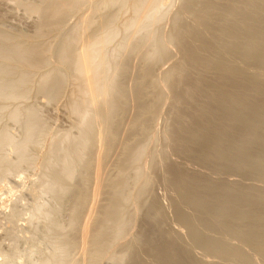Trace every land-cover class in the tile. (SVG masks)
<instances>
[{"label": "bare ground", "instance_id": "6f19581e", "mask_svg": "<svg viewBox=\"0 0 264 264\" xmlns=\"http://www.w3.org/2000/svg\"><path fill=\"white\" fill-rule=\"evenodd\" d=\"M88 1H91V0H40V2L39 1L36 2L35 5L34 4L32 5L31 3H28V5L25 6L27 8V10L30 13L33 12L34 14L40 15V17H41V18L39 17L41 20H38L40 22H38L39 24L37 25V29H35L36 32L31 37L28 34L27 35L29 37L26 36V34L24 35L23 33H22L23 35L20 33V36L16 34L17 35V36L15 35L16 37L12 36L14 33L13 34L9 33L11 35L10 36L9 34H6V32L4 34L2 32V30L0 29L1 30L0 31V98H1V100L0 101H4V99H5V101H6V99H8V100L11 99V100H16V101L18 99L22 100V99H24L26 96H28L30 94L29 93V92H31L30 91V87H31V90H32V88H34L35 85H37V87L40 89V91L43 94L47 91V93H45L46 96L49 93L50 97H52L55 93L58 92V94L54 95V96H57V95L60 94L59 93V89L61 90V86L63 85L64 79L68 78L67 77L68 75L66 76L65 73H63L64 70L66 69L67 70L66 72L71 74V79H72V84H73L72 95H69V99H70L69 103L71 102L70 105H71V107L73 109L72 111L76 112L78 114L76 116H80V118H81L80 119L79 117H76L74 115L76 117L75 118L76 121H77V118H79V121L81 120V123L78 122V121H77L78 122L77 123L75 121V124L76 123L77 124L80 123V126L75 125V124L74 125L76 127L78 126V128L80 129L79 131L84 133V135L86 137V134L88 133V131H87L88 129L91 130V127H94V128L95 127H99V126H97V124L101 123L99 125L103 126L102 127L103 130H99L98 128H96L98 130L95 129L96 131L93 134H91V131L94 130V129H92L90 131V133H89L93 137H96L97 140L99 139L98 140L99 141L98 144L101 143L100 141H102V140L109 139L108 138V134L111 131H113V132H111L110 135H112L113 137L117 133L120 134V131H121V134L119 136H121L120 138H122V141H120V142H122V144L124 145V147H123L124 149L123 150H125V147H126L125 144L127 145V143H128V142L126 143V139H127V141H129V139H128L129 137L126 138V136H128L127 134H128L129 127L132 126V127L136 128L135 124H134L135 118L132 116L134 110H135V112H136L137 108H139V110H140L142 108V106L145 105L144 103L146 101H147V104L148 103L150 104L151 101H152V105L154 104L153 100L150 99V102L148 101L147 97H149L150 95L146 96V94H145L146 89L149 86L151 87L153 85L152 83L160 84L159 86L157 84V86H158L157 87L158 89H156L157 91L159 89L161 90V88L163 86L161 82H158L159 80H156L154 76L152 78V76L150 74H153V73L155 74L156 73L155 70L159 67V65L157 66V64H159V63H157V61H156V59H157L156 53L159 50V48L161 47L162 42H163V44H165L164 41H162L161 36H159V34L161 33V27L159 28L160 25L159 24H158L159 26L155 25V24H154L155 26L153 25V23L155 21H157L158 18H161V15L163 14V13H161V15L159 17V13H160V11H162L161 9L164 8L165 0H102L99 4H97L99 1L96 0L97 1L96 2L97 6L93 4V1H91L94 7L93 6L90 7V10H88V11L84 10L85 14L83 13V14L80 15L82 17L78 19L79 20L78 23H76V21H78V20L77 19L75 20V22H74L76 24L75 27L73 28V30L71 28L72 31L70 30L71 33L67 37H66V35H67V33H66V35L64 36V39H63L64 42L62 41L63 44L61 45V47L59 49L58 61H59L60 65H61V67L63 66L65 68V69L61 68L63 72L59 68H49L46 71L43 70L44 72L41 73L40 70L42 68L45 69V67L47 68L48 67V62H50L49 61V52H50V49H51V44H50L51 41L49 40V38H48L49 36L47 37V35H49L51 32L53 33L54 30L59 29V27H61L60 25H63L62 23H64V21H65L63 19L64 18L66 19V16H69V18H70V14H71L72 10L74 11V9H76L75 11H77V9L80 7V5L85 6L86 4H88ZM206 1L209 2V0H206ZM213 1H215V0H213ZM203 2L205 3V0L204 1L200 0V3H198V7L199 8H201L200 5H203ZM220 2H221V6H217L215 4L216 1H215V3H213V2L212 3H206V4H204L205 5L204 7L202 6L203 8H201L200 11H199V8L197 9V7L196 8L193 7L194 6V4H193L194 1L192 3V5H193L192 7H191V4H189V6L192 8V11H193V9L194 10L197 9L195 11V12L198 13V15H197V17H198V20H197L198 21L197 22L198 25L196 24L197 27L196 26L192 27L193 25H195V23L194 24L192 23L193 25L189 24L190 20L188 18L187 19L189 21L185 20V22L188 25L186 23L183 24L181 21L183 20L182 18L184 16H181L182 18H180V16L178 18L174 16V18H176V19H174V18H173L174 20L172 19L175 22L174 23L175 26H171V30L173 28H175V31L172 30L174 32V34L171 33L172 31L170 32L173 35V37L169 34V38L171 40V37H172L173 41L171 40V42L173 44L175 43V45L178 46L179 49H177V50H180L179 52L181 53V55H180L181 58L177 62H175L176 64H175L174 67H172L173 64L171 66L169 65V67L171 68L170 71H168V73H165V74H167L166 77H165V75L163 76V77L166 78L165 81H164V78L162 77L163 78V82H164L163 84L165 85L164 87H167V85H168L169 88H170V91H171L170 95H171V99H172V102H173V114H174L175 120H174V123H173V126H172L170 132H171V135L173 136V143L175 145H177L178 147L182 148L186 152L193 153L196 156H198V157H200L202 159H205L208 162H214L215 163L216 161H219V162H221L223 164L225 162L226 164H230V166H231V164H233V166H237L238 168H240V164L243 163L242 165L245 164L244 166H247V165L249 166V167L247 166V171L245 170L247 173L249 172V174H250V171L252 169L250 171H248V169L253 167L257 171L258 176L264 178V147H263V150H259L258 151L257 148L260 145L257 144L258 146H257L256 149H255L256 145L253 146L254 145V141L258 140V139L255 140L256 137L258 135L260 136V134L264 135V95H263V93H264V84H262L264 81L262 83H259V82L256 81V79H254L250 75H245V76L241 75L238 72V70L236 68H234V67L228 66L227 64L221 63V62H214L213 60L202 56L198 52V50L195 47V45L193 43H191L188 40V38H187L188 32H192L193 31V32H195L197 38L199 40H201L203 42V44L206 47H208V48L217 47V48H219V50L221 52H224V53L228 52V53H231V54L236 55V56L242 55V56H244L243 59H245V62L247 63V66H249V67L250 66H254V65H255V67L256 66L257 67L258 66H264V0H220ZM32 3H33V1H32ZM94 3H95V1H94ZM185 3L186 4H184V5L188 6L187 1ZM89 4H91V3H89ZM23 5H25V3ZM112 6H113L112 9L116 13H113L112 16H110V13H111V11H110L111 8L110 7H112ZM189 6H188V8L190 9ZM196 6H197V4H196ZM106 7H107V11L109 10L108 8H110V10H109L110 13L107 12V13H109L108 16H106L107 19L104 20L102 18L104 20L103 21V20H101V18H97V17H99L100 15H102L103 13L106 12V9H105ZM115 7H116V10H115ZM80 8H82V6ZM88 8H89V6L87 7V9ZM91 8L93 10H91ZM101 8H104V11H103V9L101 10ZM117 8H119L120 10H117ZM187 9H185V10H187ZM97 10L103 11V13L102 12H97ZM113 10H112V12H113ZM122 10H124V11L130 10L131 14H129V16L131 15V17L121 21L123 19V15L125 16V12L123 11L124 12L123 13ZM248 10H251V11L253 10L252 14H253V12H255V13L253 15L250 14V16L247 17L246 15H247ZM95 12L97 13L96 15H94ZM117 12L119 13V15H120V12H121V15H122L121 19H120V16L117 15L118 14ZM213 12H214V14L215 13H217V14L219 13L218 14L219 15V17H218L219 19L215 18V17L212 18L211 15H213L212 14ZM126 13H129V11L128 12L126 11ZM194 13L192 12V14H194ZM98 14H99V16H98ZM178 14L176 13L175 15L178 16ZM64 15H65V17H64ZM93 15L98 20L96 18H94ZM105 15L106 14H103V16H105ZM186 15H188V14L185 13V17H188ZM209 16H211L210 19H215V21L208 19ZM126 17L127 16H125V18ZM185 17H184V19H185ZM216 19H218L219 22H222V23L221 24L218 23L216 21ZM94 20L99 21V22L97 23ZM231 21L232 22L235 21V24L234 23L232 24ZM229 22L231 23V25H228ZM99 23L101 24L100 26H98ZM158 23H159V21H158ZM93 25L96 26V27H93ZM152 25L156 28V31L159 29L160 32H157V35L159 36V38L161 40H159L158 36L156 37V35H155L156 32H154L155 28H152ZM97 26H98V29L96 31L95 28H97ZM156 26H158V27H156ZM247 26L248 27L250 26V29L248 30V32H245V30H244V32H245L244 33L243 29L245 27H247ZM91 29H95V31L93 30V32H92ZM204 32L205 33H209V36L206 37L207 34L205 35ZM52 33L50 34V38H51ZM124 34H126V35H124ZM119 36L121 38L124 37V39H125V40L123 39L124 43L122 41H119V40H121L119 38ZM45 37H47V38H45ZM155 37H156V39H155ZM45 39H48L49 41L45 40ZM116 40L119 41V43ZM150 40L151 41L152 40H154V41L156 40V41L152 43ZM148 41H150V43ZM114 42H116L117 44L114 43ZM121 42H122V44H121ZM113 44H115V45H113ZM146 44H148V45L152 44V46H150V45L148 46V49H151V51L148 50V49H145L146 51L147 50L150 51L149 54H148V58H151L153 56V53L155 54L153 56V59H155V56H156V59L154 60V64L155 65L153 66V68H155V69H152L149 66L150 64L148 65L147 62H146V65H148L150 67L151 72H153L152 70H154L153 73H151L150 71H149L150 73L148 72L149 76H151V78H152V79H150V80H152V83H151L152 85L149 84L150 81L148 80V78L146 76H145L146 78L144 76H143V78L148 80L149 83H148V81H145V83H144L143 79H142L143 82H141L142 81L141 78L140 79L138 78L139 82L143 83L144 85L145 84L147 85V83H148L147 88L143 89L145 91L144 92L145 95H143V93L141 94L142 91H139V90L137 92H135L136 89H140V88H137L138 87L137 85H136L137 87L135 89H134L135 86L132 88L134 90V92H135V95H134L133 91H131V90H130L131 92L130 91L128 92L129 89H127L126 87H128L129 84L128 85L126 84L127 85L126 87L124 86L125 87L124 92L127 89V92L129 94H131L132 97L134 96L133 98H131V97L129 98V96H130L129 95L128 98H125L127 100L130 99V101H131V103H129L130 105L128 104L130 107L127 106L128 108H130L129 109L130 110L129 115L131 117L129 116L130 119L127 117L128 121H126L124 123L122 120L124 118H126V117L123 116L126 113L123 110H126V109L128 110V108L125 107L126 109L125 108L121 109V107H120L119 110H122L125 113V114L123 113L121 115V117H120L119 114H121V112L118 110V108H117L118 111H116V107H115L117 105V102H115V100L119 97L120 93L118 91L120 89L117 90L118 95L115 94L117 97L115 96L116 98L114 100L112 99L113 97H112L111 91L113 89L116 91V89H118L120 85L121 86L125 85V81L123 80L124 78H121V76L124 77L123 76L124 74H122V73H124L123 71H121V73H120L122 75L119 76L120 75L119 74L118 77H120V81L122 79L124 81V83L122 82V84H120L119 86H117L118 84L116 83L117 74L120 72L119 69L123 68L122 70H124V67H125L124 65L125 64H124L123 61L121 62L120 59H119V62H121V64L120 63L119 64L122 65V63H123L124 64L123 67H121L117 63L118 60H116V64H115L114 63L115 62L114 57H115L116 54H117V56H120L118 54H121L120 53L121 50L124 49L123 51H125L126 49H128L125 52V53H127L126 55L128 57L132 56L130 58H133V56H136L134 58V61L136 60V58H137V60L138 59L140 60L141 58L137 57V54L142 52V51L140 50V52H139V50H138V53H137L136 52L137 50L135 51V49L143 47ZM110 46H113V48L110 49L109 48ZM145 47L147 48V45ZM235 47H238V48L240 47L241 49L237 50V48H236L237 51H235L234 50ZM129 48L132 49V51H133V48H134L133 54H134V52H136L137 54L136 53H135L136 55L128 54L129 51H130ZM163 49H165V50L158 51L159 56L161 55L160 54L161 52L163 53L164 51H168L167 50L168 47L167 48L164 47ZM231 50H234L235 54L232 53ZM150 53H152V54H150ZM167 53H165V54H167ZM123 55H121V56H123ZM117 56H116V59H118V58H122L123 59L125 55L123 57H121V56L117 57ZM141 56H142V54H141ZM162 56H165V55H161V57L159 58L160 59L159 61L162 60L161 58H165L163 60L166 61L167 60L166 57H168V55L166 57H162ZM128 57H127V59H128ZM239 58H241V56ZM112 59H114V61ZM143 59H144V57H142V61L141 60L140 61L138 60V61L140 63H143L144 60H145V59L144 60ZM151 60H152V58H151ZM151 60L149 59L148 61L150 62ZM155 61H156L157 64L155 63ZM128 62H126V63H128ZM136 62L137 61H135V63ZM135 63H133V64L136 66ZM140 63H139V65H140ZM117 64L120 66V68H119V66ZM160 64H162V63H160ZM129 65H131V64H129ZM132 66L133 65H131V67ZM135 66H133L132 70L136 69V71H138V69H137L138 67L139 68H140V66L143 67L142 65L137 66V67H135ZM155 66H157V68ZM127 70L129 71V69H127ZM146 70L148 71L147 68H146ZM146 70H141V72H142L141 75ZM35 71H40V75H39L40 78L37 79L38 80V84H37V81H33L36 84L31 82L32 81L31 77H34V76L36 77L37 76L36 74L33 75L34 74L33 72H35ZM130 71H131V69H130ZM130 71H129V73H130ZM138 72H135V73H138ZM135 73L134 74L131 73V75L133 74V75H137L138 77L139 76L141 77V75H138V74H140V72L138 74H135ZM15 75L17 77H15ZM65 76L67 78H65ZM126 78H127V76H126ZM156 78H157V76H156ZM134 79L135 78H133V79L130 78V80H131L130 81L129 78H128V83H129V81L131 83L134 81L133 84H135V80L136 79L135 80ZM153 80H156V81L153 82ZM31 83L34 86L31 85ZM132 85H131V87H132ZM138 85H140V84H138ZM153 86L151 88H153ZM142 87L144 88L143 85H142ZM159 87H161V88H159ZM38 88H37V90H38ZM154 89H155V87H154ZM154 89H153L152 92H151V89H150V91H149L150 93L147 92V95L151 94L153 92L155 93L156 90H154ZM140 90H142V88ZM166 90H167V88H166ZM120 92L123 93V91H121V90H120ZM159 92H161V91H159ZM164 92H165V90H164ZM161 93H159V94L161 95ZM155 94H156V96H155ZM155 94L154 95L152 94V95L157 97V93H155ZM167 94H169V92ZM257 94L262 96V97H260V99L258 97L255 98V96ZM124 95L127 96L125 93H124ZM152 95H151V97H152ZM142 96H143V100H142ZM120 97H121V95H120ZM139 98H140V102L138 101ZM158 98H159V101H158ZM158 98H156L157 100L155 99L156 102H160L159 104H161V101H162V104L165 103V102H163V98H161V100H160V96H158ZM118 99H120V98H118ZM122 99H123V95L121 97V100H119L120 103H121V101H123ZM141 100H142V103H143L142 106H141ZM116 101H118V100H116ZM137 101H138L137 105L141 106V108L136 106ZM156 102H155L154 105H157ZM16 105L20 106L19 103L16 104ZM126 105L127 104H125V106ZM18 106H15V108L16 107L18 108ZM162 106H160V107H162ZM68 107L70 109L69 104H68ZM160 107H158L155 110V106H154V108H153L154 110L153 109L149 110V107L147 106L146 110L148 109L147 110L148 114H146V113L145 114H146V116L148 115L147 117H149V119L147 120V117L145 116L146 124H147V121H149V120L151 121V119H152L151 117L153 116V113L151 111H153V112L157 111V110L161 111L162 109ZM150 108H152V107H150ZM18 109H20V111ZM18 109H16V110L14 109L15 110L14 112H12L13 110L11 111L12 112V114H11L12 117L11 118H13L14 120H18L21 117L20 116L21 110L23 112V108L21 109V107H20ZM143 109H144V107L141 109V111H143ZM34 110H35V108H34ZM113 110H114V113H115V111L118 113V114L115 113V115H116L115 117L118 118V119L120 118V121L118 120L119 121V125L121 124V122L126 124L124 127H123V125H124L123 124L122 125L123 128H121V125L119 126L118 122H117V127L119 126L120 128L119 127L118 128L121 129L118 132H117V130H119V129L116 130L114 127H113V130L111 129V131L108 132L109 129L111 128L109 122L113 121V119H111V118H113V115L112 116L110 115V114H113ZM26 111H28V112H26ZM26 111H24V114L28 115L26 117H27V120L29 119L30 122L28 121L29 123L28 122H27L28 124L26 123L28 126H27V128H25V129H27L25 134H24L25 135V137H24L25 139L23 138L24 140H22V142L18 141V143H16L17 145H15L14 141H12L13 136L10 134L12 136V139H11L10 136L8 135L9 132L7 133V131H6L7 129L3 128V129H6V130L1 129L2 132L0 131V148L3 145L4 146L5 145L8 146V144L11 143L12 145L14 144V147H17V150H16L17 152H18V149H19L20 152H23L25 154L26 148L28 150L27 146L29 145V143L31 142V144H33L32 142H35L34 140H35L36 137H35L34 134H36L37 131L40 132L41 129H43L41 126H44V125H43L42 121H40V122H42L41 123L42 125L41 126L39 125V123H40L39 119L37 117H36V119H38V121L35 119V112L33 110H26ZM128 111H127V116H128ZM141 111L139 112L140 114H141ZM159 111H157V113L154 112V114L158 116L159 113H160ZM170 111L172 112V110L169 109V114L168 115H170V117H171L172 114H171ZM109 115H110L111 118H109ZM117 115L119 117H117ZM149 115L150 116L152 115V116L150 117ZM154 116H153V120L156 121L157 119H154L155 118ZM121 118H122V120H121ZM33 119H35V120H33ZM125 120H127V119H125ZM116 121H117V119H116ZM116 121H115V123H116ZM138 122L140 123V121H138ZM142 123H144V121ZM148 123H150V122H148ZM115 125H112V126H115ZM150 126L152 127V124ZM40 127H41V129L36 130L37 128H40ZM78 128H77V130H78ZM149 129H150V127H148V130ZM114 130H116L117 133H115ZM79 131H77V132H79ZM83 131H85V132H83ZM141 132L144 133V131H141ZM145 132L147 133V131H145ZM82 133H80V135ZM148 133H149V131H148ZM57 134L58 133H56L55 135H57ZM65 134H64V137H63V135L61 136L62 137L61 139H58L57 136L53 135V137H55V139L52 140L51 145H50L51 146L50 155L54 159V157L56 156L55 154L59 155L61 153L60 150L62 149V150H64L63 152L65 154L61 153L60 155H62V154L65 155V158L64 159L59 158V157L57 158V156H56L58 161H60L61 159L63 160L62 163L60 162L61 164H57L59 162H56L55 159L54 160L51 159L52 158L51 157L50 159L52 161V164H54V162H56L55 164H57V166L59 165L58 168L61 167V169H60L61 171L58 170V168L56 167L55 164L54 165L51 164L52 165V166L50 165L51 167L49 166L50 170H51V168H53L55 166V168H56V169L54 168L55 171L58 170L60 173H63L64 175L63 174H61V175H63L64 178L65 177L67 179L70 178V177L74 178V176H75L76 179L78 180V183H79V180H80L79 178H82V177H78L77 178V176H80V174L83 173L86 169L79 168V166H77V162H80L78 165H83L81 163H84L85 165H83L81 167H85V166L87 167L88 166V168H90V169L87 168V170H90V171H91V168L95 167V170L92 169L94 171L93 173H95V176H94V174L91 173L92 171L91 172L88 171V174H89L88 176H93L95 178V184L94 183L91 184V185H94V191L93 190L91 191L90 190V186H89V187H87L89 189H85V191H83V192H86V191L90 190L91 193L89 191L88 192L91 195H93L92 193L94 192L95 196L93 195L94 198L92 196V199L94 201H95V199L98 200L97 198L100 195L99 192H100L101 188L106 186L105 183L103 185V177H104L103 174L106 173V176L108 174L107 173L108 171L105 170L106 166H107V170H109V172L111 174V168H110V166L108 167V165H107L108 163L106 162L107 158L110 160L112 154H115V156H117V159H118L119 154H121V153L123 154V152H124V154H126L127 152L125 153V151H123V150H121L123 152L119 151L120 147H117L118 146L117 144L120 145V142L116 143V141L118 142V140L114 141V143H116L115 145L112 142L111 143L116 149L119 148L117 150V151H119V154L116 153V152H113V153L110 152L111 150L115 151V148L111 145L109 140H108L109 142L108 143L106 142V144L104 143L105 142L104 141L103 142L104 144L102 143L103 145L102 144L100 145L101 147L97 144V142L95 144H93L95 142L94 140L96 138L91 140L92 142L94 141L93 143H90V141L88 139L91 138V137H89L91 135L88 134L87 136L89 138L86 137V140L90 143L89 145L92 147V152H91L92 155H93V151H94L95 148H96V150H98L97 148H99V150H98V153H97V151L94 152V155L95 154L97 155L96 159L93 158L94 163L91 161L92 159L89 160L91 162H86L87 160L81 162V160H84L83 157L81 158V156L84 154V152H86L88 154V150H89L88 149L89 147L87 148V146H89V145H87L88 142L86 140H83V137H84L83 134H82L83 137L80 136V138H82V139H80L79 137H78L79 139H76L77 137L74 136V139L79 140V141L81 140L80 142H78V141H76V140H74L72 138L73 137L72 133L68 132V134L67 133H65ZM69 134H72L71 135L72 137ZM150 135L151 134H149V136ZM106 136H107V138H105ZM119 136L116 135V139L117 138L119 139ZM146 136H147V134H146ZM33 137H35V138H33ZM59 137H60V135H59ZM260 138H261V136H260ZM112 139H114V138H112ZM112 139H110V140L113 141ZM124 139H125V143H123ZM136 139H138V137L135 138V140ZM148 139H149V137H148ZM261 140H262V138H261ZM72 141L77 142V145H75L74 142L72 143ZM15 142H17V141H15ZM137 142H136L137 148L135 146V148L137 150L135 149L136 151L134 153H130L132 151V150H130L129 154L130 155L133 154L132 155V159L133 158L137 159L138 157L141 156L140 158H138V161H139L144 156H143V154L141 152V150H142L141 147H139V149H138V146H143V150L147 151L146 150L147 142L143 141V142H146V144L142 143L144 145H141V144L138 145ZM6 143H8V144H6ZM256 143H259V142H256ZM91 144L93 146H95L97 144L99 147L96 145L97 147L95 146V148L93 149V146ZM122 144H121V146H122ZM72 145H74L75 147L73 146V148H71ZM218 145H222L220 147V149L217 148ZM11 147H13V146H11ZM14 147H13V149H14ZM113 148H114V150H113ZM155 148H156V146H155ZM155 148L152 150V152L155 150ZM259 149H260V147H259ZM128 150L129 149H127L126 151H128ZM58 151H60V152L58 153ZM155 151H157V150H155ZM155 151L153 152V154H155ZM109 152L112 153V154H110L111 156L107 155V153H109ZM0 153H1L0 155H2L1 149H0ZM23 153H22V155H23ZM26 153H28V151ZM151 153H150V155H151L150 157L152 159L149 157L150 159L148 160V163H150V162L151 163L149 164V167L147 168V170L149 171L150 167H152V169H150V172L152 170H154V169L155 170L159 169L158 168L159 165H157L158 163L155 162V158L157 160H158V158H157V156L154 157L155 155L153 156ZM124 154L121 155V157L124 156L123 158L125 159V155ZM139 154H142V155L139 156ZM18 155H19V153H18ZM20 155H21V153H20ZM105 155H107L106 158H105ZM127 155H126V157H127ZM130 155H128V156L130 157ZM156 155H157V152H156ZM49 156H47V157H49ZM160 156L161 157L159 159H161L163 157L162 154ZM3 157H4V151H3L2 159L3 160H4V158L8 159L7 155L4 158ZM19 157H17L18 160H19ZM26 157H27V154H26ZM121 157H119L120 160H121ZM145 157H144V159H145ZM158 157H159V155H158ZM46 158H45V160H43V165H44V162L47 159H49V158H47V159ZM76 159H78L79 161L77 160V162H75L76 163L75 164L74 161ZM127 159L123 160V162L124 161H126V162L129 161L128 162L129 164L131 162V164L129 166H131V168H133L134 165H132V161L133 160L131 159V157H130L131 161L129 159L128 160ZM146 159H148V158H146ZM146 159H145V161H146ZM142 160H143V158H142ZM153 160H154V162L156 163L157 166L155 164H152ZM51 161H49V162H51ZM115 161L116 160L114 159V162ZM3 162H1V163H3ZM46 162H47L48 165L50 164L48 162V160ZM140 162L141 161H139L137 164H140ZM161 162H162V160H161ZM86 163H91V164L87 165ZM117 163L119 164V162H117ZM9 164H10V162H9ZM9 164H8V166H9ZM47 164H45V165H47ZM93 164H96V165L93 166ZM115 164H116V162H115ZM115 164H113L114 167L120 166V164L119 165L116 164L117 166H115ZM122 164H121L122 168L120 169L121 171H123L122 170L123 167H126V166H123L125 163L123 165ZM144 164H146V163H144ZM151 164L153 166H151ZM3 165H4V163H3ZM113 165H111V166L113 167ZM164 165H166V164H164ZM8 166L6 167L7 170H8ZM89 166H91V167H89ZM129 166L127 165V167H129ZM161 166H163V165L161 164ZM161 166H159V167H160V169L162 171ZM227 166H229V165H227ZM1 167H3V166H1ZM47 167L48 166H46V168H44V169H46V171H47ZM76 167H78L79 170L82 169L84 171L81 172L82 171L81 170L80 171L81 173L79 172L80 174H78V172H77L78 175L76 173H75V175H73L74 172H76ZM120 167H118V168H120ZM153 167H154V169H153ZM168 167H169V170L171 171L170 173H172V175H173V178H174L173 180L175 181V183L177 184V186H178V188L180 190L179 192L183 195V199L185 200L184 202L185 203L187 202V203H189V205H191V206L193 205L194 207H196V209L198 210L197 212L201 213L200 216L203 215L204 218H203L202 221L204 222V224L206 226L204 227V225H203V228L201 227V229L205 228V231H206V228L207 229L208 228H214L217 231V228H219V229L220 228H222V229L225 228L224 230L227 233H230V237L231 238H232L231 233H233L236 236L235 233L239 234V232H240V233H242L243 238L247 242H250L257 251H259L260 253L264 254V207L261 205L262 201H264V197L262 195H260V194H250L249 192L248 193H246V192L243 193L242 191H239L241 189L239 187H237V191H235L236 187L232 188L233 186H232L231 182H230V184H231L232 187L230 185L221 186V185L213 184L210 181L205 180L204 178L190 176L186 171H184L182 169H177L176 167H174L173 164H171V162H170ZM140 168L143 169L142 167H137L135 169L141 175L143 171L141 172ZM164 168H165V166H164ZM229 168H232V167H229ZM234 168L235 167H233L232 169H234ZM165 169H167V168H165ZM243 169H245V167ZM7 170H4V172L5 171L7 172ZM9 170H10V168H9ZM125 170H127V169H125ZM155 170L153 172H154V174L157 175V172ZM169 170H168V172H169ZM255 170H253L254 172H252V174L255 173ZM0 171L3 173V169L2 170L0 169ZM51 171H53V169ZM51 171L48 172V173H51ZM58 171H56V173H58ZM121 171H120V174L122 176ZM163 171H164V169H163ZM89 172L92 175H90ZM53 173H54V171L51 174H53ZM123 173L125 174L126 172L123 171ZM143 173H145V172H143ZM146 173L148 174L147 171H146ZM170 173H169V176H170ZM228 173H229V171H228ZM233 173H234V171H233ZM86 174H87V171H86ZM86 174H82L81 176H83V177L86 176L87 177ZM134 174H136V172H134ZM139 174L137 173V175H135V176H139ZM147 174L145 176V178H147V179H148V177L150 178V176L153 175L152 173H150V174H148L150 176H147ZM165 174H166V172H165ZM243 174H245L244 171H243ZM163 176H165V175H163ZM163 176H162V178H163ZM110 177L111 176H109V178ZM156 177L152 176V179L156 178ZM44 178H46V176ZM51 178L55 179L57 177L54 178L52 176ZM73 178H71V179H73ZM109 178H107V181L111 180V178L110 179ZM127 178L128 177H126V180H128ZM74 179L71 180V181L73 182ZM83 179L80 180V182H81L80 184H82V183L84 184V180ZM147 179H145L143 185L139 189V193H137L138 195L136 197L137 198L139 197L138 199H140V196H143V193H145L146 191L149 192V188H147V186L150 185L151 183L148 184ZM163 179L165 180L166 178H163ZM43 180H45V179H43ZM49 180L51 182L52 179L49 178ZM85 180L87 182L86 185L87 184L89 185L90 182L88 183V181H90V180H88L86 178H85ZM148 180L150 181V179H148ZM223 180H225V179H223ZM54 181H56V184H60L59 180H58L59 183H57L58 182L57 179H55ZM54 181H53V183L55 184ZM63 181L65 182V179ZM68 181L70 182V179H68ZM151 181H153V180H151ZM64 182L61 183V185H63ZM145 182H147V183H145ZM153 182H155V180ZM225 182H227V181H225ZM66 183H68V182L66 181ZM74 183H76V182H73V184ZM172 183H173V181H172ZM220 183H222V182L220 181ZM223 183H224V181H223ZM228 183H226V184H228ZM54 184H52V185H54ZM112 184L113 183L111 181V185ZM52 185L49 186V188L52 189V193H57V195H59L60 193L64 192L63 189H59L61 185L60 186L58 185L59 187H57V185L53 186V187H55V188L57 187L59 189V190H57V192H54L55 188L53 189ZM126 185H128V183ZM126 185L124 186V184H123L122 186H124V187L123 188L121 186L120 187L124 190L126 188ZM171 185H170V187H171ZM44 186L47 187L46 185H43V187ZM67 186L71 187L72 185L71 186L67 185ZM78 186H80V185L78 184L76 187H78ZM107 186L109 187L108 184H107ZM76 187L75 188L73 187L74 189L69 190L70 191L69 193L70 194H73L75 192L78 193L80 191H78V190L76 191L75 189L83 188V186H81L80 188H76ZM85 187L86 186L84 185V188ZM91 187H93V186H91ZM106 187H105V189H106ZM150 187H152V186H150ZM49 188H48V190H49ZM61 188H63V187H61ZM115 188H118V190H119V187H115ZM153 188H154V186L151 189H153ZM65 189H67V187H65ZM91 189H93V188H91ZM146 189H148V190H146ZM46 190L47 189H45V191ZM67 190H65L64 193L66 194V196H69L70 194L68 195V193H66ZM73 190H75V192ZM144 190H145V192H143ZM71 192H73V193H71ZM81 192L78 193V194L80 195ZM88 192L85 193V194H88ZM103 192H104V190H103ZM152 192H154V190H152ZM120 193H122V194H120ZM120 193L117 192L118 195L119 194L122 195V196L119 195V197H121V199H122L124 197L123 195H125L124 191H120ZM150 193H151V191L149 192V194ZM172 193H173V190H172ZM180 193H179V195H180ZM62 194H60L59 196H61ZM151 194H154V193H151ZM101 195H100V197H101ZM146 195H147V192H146ZM176 195H177V192H176ZM63 196H61V197H63ZM83 196L84 195L81 194V200L83 199L82 198ZM85 196H87V195H85ZM96 196H98V197H96ZM79 197L77 198L76 197V193H75V198H77L78 201H79V204H81L84 200H82V202L80 203V200H79L80 198ZM112 197L113 196H110V198H112ZM125 197L128 198L127 196H125ZM148 197H147V199H148ZM85 198L86 197H84V199ZM150 198L152 199V196ZM156 198L153 195V199L152 200H155L154 202H156ZM175 198H177V197L175 196ZM113 199H115V198L113 197L111 199L112 202H114V203L117 202L116 200H113ZM147 199L143 198L142 201H144V200L147 201ZM93 200H92V204H93ZM149 200L150 199H148V201L146 202L145 205L140 201L141 202L140 203L141 207L144 206L145 207L144 209H146V206H148L150 203L152 204V202H151L152 200H150V201ZM157 200H158V198H157ZM177 200L178 199H176V201ZM119 201H121V200H118V202ZM176 201H175V203H177ZM180 201H182V200H180ZM86 202H87V200H86ZM112 202H109L110 203V204H108L109 207H110L111 204L112 205L114 204ZM148 202H150V203L147 205ZM178 202H179V200H178ZM120 203H121L120 206L117 205L118 203L116 204V206H119V208L115 207V205H114V207H115L114 209L112 208V206L110 208L113 209V211L115 209H119L120 211L123 212V210L121 209L123 203H122V201ZM157 203H154V204H157ZM151 204L147 207V211L151 207ZM154 204H152V205H154ZM176 205L180 206L179 204H176ZM80 206H82V205H78V207L81 209ZM84 206H87V205H84ZM159 206H157V207L159 208ZM175 206H174V208H176ZM185 206H186V204H185ZM88 207L89 208H86V209L89 210L91 206H88ZM106 207L107 206H105L103 208H105L107 210V208H109V207H107V208ZM153 207H155V206H153ZM184 207H182V208H184ZM93 208L94 207H92L90 209V212L87 210L89 212L88 215H90L88 217L89 219H87V221L88 220L90 221V219L92 220V218H94L93 217L94 214H95V218H96V213L95 212L94 213L91 212V210ZM191 208H193V207H191ZM82 209L84 210V208H82ZM152 209L153 208L149 209L148 213H150V211H152ZM161 209H163V208L161 207ZM196 209L192 210L193 211V218H195L194 217V213L196 212L195 211ZM39 210H41V209H39ZM106 210H105V212H106ZM109 211H111V210H109ZM109 211H107V213ZM115 211H116L115 213H118L117 210H115ZM161 211L162 210L159 209V211H157V213L161 212ZM177 211H178L179 217H178V214H176V213L175 214L178 217V219L180 218L179 223H180V221H182V224L184 222L185 223L184 227H185L186 224H189L193 228L196 227L195 225H193V222H192L193 218L191 220L189 217H187V214L184 215L185 213H182V211L185 212V210H181V208H180V210H177ZM105 212H103V213L105 214ZM122 212H119L118 215L115 214V215H117V218L115 219L114 222H112L111 224H110V222H107V224H106V225L110 224L111 225V229H112V227H114V229H113L114 233H111V235L113 234L112 238L111 239L109 237H108L109 239L108 238H106V239L103 238L104 241L106 242V243L105 242L104 243L107 244V245L113 244V242L115 240H117V239H120V238L122 239V235L125 232V228L127 226V222L131 221V219L129 217H128V220L126 219L127 218L126 217L125 219L127 221H125V219L122 216L123 215ZM152 212H156V211H152ZM186 212H187V209H186ZM161 213H159V217H160ZM227 213L228 214L230 213L231 215L229 216ZM102 214L100 216L101 218H103ZM144 214H145V211H144ZM163 214H161V215L163 216ZM165 215H166V213H165ZM196 215H199V214H196ZM225 215L229 216L230 218H228V217H227L228 219L225 218L226 220H228V222H226L227 223L226 225H223V223L221 221V217H223ZM104 216H107L106 219H108V217H109L108 215H104ZM144 216L148 217V218H149V216H154V218H155L156 214L155 215L153 213L149 214V215L145 214ZM97 217H98V214H97ZM156 217L159 218L158 216H156ZM164 217L162 219L166 220V219H164ZM190 217H191V215H190ZM95 218H94V223H93V221L90 222V223H89V221L85 222L86 221V219H85L84 224L88 223V225L90 226L91 223H93L94 225H96V229H97V224H99L100 221H102V220L104 222V218L100 219V221L98 219L99 222L98 221L96 222ZM149 219H148V221H149ZM144 221H147V220L144 219ZM150 221H151V219H150ZM156 221L157 220H155L154 223ZM75 222L78 223V221H75ZM75 222H73V224H71L72 223V221H71L70 225L71 226L75 225L74 224ZM103 222H101V223H103ZM141 222H142L141 224L143 225V221H141ZM161 222L159 221V223L163 224V225L159 224L160 227L161 226H164V227L167 226L166 225L167 221H165L166 224L164 223V221L162 223ZM95 223H97V224H95ZM152 223L153 222H150L148 224L149 228L147 229L148 230L147 233L149 232V229H151L152 227L153 228L156 227V228H155V230L152 229V232L150 231L151 233H154L153 231H157L158 229H159L158 231H160V232L162 231L163 232V228L164 227H162V229L161 228L157 229V227H159V226L156 225V226H152L151 227L150 224H152ZM195 223H197V221ZM198 223H200V222H198ZM201 223H200V225H201ZM94 225H91V227H93ZM102 225H103V228H105L104 229V233H106V231L108 229H107V227H104L105 226L104 223ZM145 225H146V223H145ZM153 225H155V224H153ZM249 225H253L254 228H255V225L256 226L259 225L258 232L254 233L253 232L254 230L252 231L250 229ZM76 226H77V224L75 226H72V227H74L76 229H79L78 228L79 226L78 227H76ZM223 226H224V228H223ZM143 227L144 226H142L141 228H143ZM80 228L82 229L83 226L80 227ZM94 228L95 227H93V229H92L93 231L95 230ZM103 228L102 227L100 228V230L102 229L101 230L102 232L99 231V228H98V233H100V232L103 233ZM144 228L140 229V231H143ZM198 228H199V225H198ZM126 229H127V231H126V233H127L129 229L128 228H126ZM166 229L168 230L169 228L167 227ZM170 229H172V228H170ZM188 229H190V227ZM241 229H243V231ZM244 229H245V232H244ZM164 230H165V228H164ZM192 230L193 229H191V231ZM200 230H199V232H201ZM83 231L84 232H81V234L84 233V240H83V245L81 244V246H83L82 251L84 253V250L86 249V247H88V248L91 247V249H94V247H96V246L98 247L99 246V241H97L98 245H94L95 243H93L96 240L92 241V243H90L89 241L87 242L85 240V236H87L86 232H89V231H87V226H86V229H84ZM93 231H91V232L93 233ZM145 231H144V233H145ZM95 232H96V230H95ZM162 232H161L162 236H160V233L156 232V233L159 234V236H157V239H159V237H162L161 239H163V241L161 239H159V241L160 240L161 241L158 242V243H156L157 242L156 238H154V240L156 239L155 241L153 240V238L151 237L152 236L151 234L145 233V235L147 234V236L151 235L149 237L150 239H148L150 241H148V242L149 243L151 242V238H152V241H154V242H151L152 243L150 245L151 248L148 247V249L150 248L151 251L148 250V249H141V250L142 251L143 250H148V253L149 252L154 253L152 255L150 253L148 254L147 251H146V253L148 255H150V256L151 255L152 256L155 255L156 258L160 259V261L163 264H207L208 263V261H207V263H205V262L202 263L201 261H198V262H201V263H197L198 259L196 260V262L191 260L190 257H188V255H187V251L188 250L186 251L185 249L188 246L190 247L192 245H188L187 244V247H185V249L182 250V249H180L179 245H177V243L179 242L178 239H176L178 242H175V239H174V241H171L170 240V239H172L171 234L167 233L171 237L170 239H167V235L165 234V232L163 234H162ZM166 232H168V231H166ZM179 232H177V233H179ZM188 232H190V231L188 230ZM193 232H194L193 235H192L191 232L190 233H191L192 237L193 236L195 237V238L193 237L195 239V242L197 240L199 241V243L197 242L198 243L197 247L201 243L204 247H206V249L205 248L204 249L207 252H208V249L214 250V251L219 253V255H217L218 257L221 255L220 256L221 258H222V255L229 256V257H231V256L232 257L233 256H239V257L243 256V253L240 252L239 248L238 249L229 248L225 243H223L224 241L223 242H221V241L220 242H216V241H212V240L207 239V238H202L201 236H199L198 230L194 229ZM98 233H96V234L98 235ZM177 233L173 232V235L177 234ZM139 234H140V232L138 233V235ZM164 234H165L167 240H165V236L163 237ZM205 234L207 235V232ZM224 234H226V233H224ZM142 235L140 236V238L142 237V240H139V237H137V236L136 237L138 238L137 241L139 240V241H141L143 243L144 242L143 240L147 236L143 239V237L145 235H143V236ZM180 235H181V233H179V238H180ZM191 235H189V236H191ZM208 235H210V234H208ZM176 236L178 237V235H176ZM226 236H227V234H226ZM88 237H90V236H88ZM228 237L229 236H227L226 238H228ZM237 237H238V235H237ZM82 238L83 237H81V240H82ZM97 238H98V240H101V236L97 237ZM173 238H174V236H173ZM233 238H234V236H233ZM93 239H94V237H93ZM146 240H147V238L145 239V243H143V244L140 243L141 246L142 245L144 246L143 248H145L146 244L148 243ZM215 240H217V239H215ZM107 241H109V242H107ZM81 243H82V241H81ZM87 243H88L89 246L87 245ZM149 243L147 244V246L149 245ZM192 243H194V242H192ZM243 243L245 244V241ZM243 243L241 242V244H243ZM67 244H68V241H67ZM70 244L71 243L69 242V247L71 246ZM132 244H131V247H132ZM135 244H137V242ZM184 244L186 245V241L184 242ZM56 245L58 246V248L59 247L60 248L64 247L63 245L61 247L60 246L61 244L58 245V244L55 243V246ZM107 245H106V247H107ZM125 245L126 246H130L129 243H127ZM137 245H139V244H137ZM147 246H146V248H147ZM194 246L192 247L193 249H194ZM239 246H241V245H239ZM243 246L246 248L245 245H243ZM56 247L54 249H56ZM233 247H236V246H233ZM182 248H183V246H182ZM248 248H250L252 250V247L249 246ZM69 249L71 250L72 247L69 248ZM134 249H132V250H134ZM250 249H249V251H251ZM126 250L124 251L125 253H127ZM138 250H140V249H138ZM256 250H255V252H257ZM63 251L64 250L61 249V251H59V252H62V254H63ZM203 251H201V252H203ZM253 251H254V249H253ZM70 252L68 253V256L71 255ZM87 252L84 255H87L88 254ZM189 252H191V251H189ZM189 252H188V254H189ZM89 253H90V255L88 254V256L90 257L91 256V252H89ZM97 253H98V249H97ZM205 253H201V254H205ZM193 254H195V253H193ZM206 254H208V253H206ZM244 254L247 255V252H245ZM81 255H82V252H81ZM94 255H95V257L97 256L96 254H94ZM120 255L123 258L125 257L123 252ZM127 255H128V253H127ZM131 255H133V253H131ZM198 255H200V254H198ZM250 255H251L250 258L247 257L248 260L252 259L253 255H252L251 252H250ZM260 255H261V257L264 258V255H262V254H260ZM50 256H52V253L50 254ZM53 256H55L54 251H53ZM88 256H87V261H88V258H89ZM64 257L65 256H62L61 258H64ZM95 257L92 256V258H95ZM134 257L136 258V256H134ZM214 257H216V255ZM243 257H242V259H243ZM55 258H58V256H56ZM61 258H59V259L62 261V264H64L65 260H62ZM70 258L73 259L75 257H70ZM92 258H91V260H92ZM113 258L116 260V258L118 259L120 257H119V255H117L116 257H113ZM130 258H129V260H130ZM46 259L48 260L49 257L46 258ZM207 259L209 260V258H207ZM244 259L247 260L246 257H244ZM70 260L71 259H69V262L71 264H73V262H71ZM203 260H205V259H203ZM44 261H45L44 263L49 262V261H46V260H44ZM160 261L158 260V262H160ZM55 262H57V260H55ZM55 262H53V263H55ZM156 262H157V260H156ZM214 262L215 261H213V263ZM58 263L59 262H57V264ZM85 263L83 262V264H85ZM131 263H133V264H141L138 259H136L135 261H133V259H132ZM162 263H159V264H162ZM46 264H50V263H46ZM79 264H82V261H80Z\"/></svg>", "mask_w": 264, "mask_h": 264}, {"label": "rangeland", "instance_id": "374dc122", "mask_svg": "<svg viewBox=\"0 0 264 264\" xmlns=\"http://www.w3.org/2000/svg\"><path fill=\"white\" fill-rule=\"evenodd\" d=\"M32 1H33V3H32ZM35 1V2H34ZM40 2V0H0V29L2 30V32L5 34V32H6V34H9V33H11V34H13L12 36H15L16 34L17 35H19L20 36V33L22 34H26V36H33L34 34H35V29H37V25L39 24L38 22H40V21H38V20H41L40 18V15H37V14H34L33 12L32 13H30L28 10H27V8L25 7L26 5H28V3H31L32 5L34 4H36V2ZM91 1H93V4L94 5H96V2L97 1H99L97 4H99L102 0H91ZM91 1H88V4H86L85 6H83V5H80V7L82 6V8H78L77 9V11H75L76 9H74V11L72 10V12H71V14H70V18H69V16H66V19L64 18L63 20H65L64 21V23H62L63 25H60L61 27H59V29H56V30H54L53 31V33H52V35H51V38H50V34L49 35H47V37L49 38V40L51 41L50 42V44H51V49H50V52H49V61L50 62H48V67L46 68L45 67V69L44 68H42L40 71H41V73L42 72H44V71H46V70H48L49 68H59L61 71H62V69H65L63 66L61 67V65H60V63H59V61H58V53H59V49H60V47H61V45L63 44V39H64V36L66 35V33H67V35H66V37L71 33V31L73 30V28L75 27V20L77 19H79V18H81L82 16H80L81 14H83L84 13V10H90V7H92L93 6V4H92V2ZM94 1H95V3H94ZM169 1V2H168ZM187 1V4H188V6H189V4H191V7L193 6L192 5V3H193V1H194V6L193 7H197V9L199 8L198 7V3H200V0H165V2H164V8L163 9H161L162 11H160V13H159V17H160V15H161V13H163L162 15H161V18H158V20L157 21H155L154 23H153V25L155 24V25H158L159 26V28L161 27V35L159 34V36H161V39H162V41H164V43L166 44H163V42H162V44H161V47L159 48V50L158 51H163V50H165V49H163L164 47L165 48H167L168 47V51H164L165 53H167V54H165L164 52V54L161 52L160 54L161 55H165V56H162V57H166L167 55H168V57H166L167 58V60L165 61V60H163V59H165V58H161L162 60L161 61H159L160 59V57H161V55L159 56V53H158V51H157V53H156V55H157V59H156V56H155V59H156V61H157V63H159V64H157L156 63V61H155V63L157 64V66L159 65V67L157 68V66H155L157 69L155 70L156 71V75L153 73L154 72V70H152L153 72H151V70H150V67L152 68V69H155V68H153V66L155 65L154 64V60L155 59H153V56L155 55L154 53H153V56L151 57L152 58V60H151V58H148V54H149V52L151 51V49H148V46L150 45H148V44H146L147 45V48L145 47V46H143V47H140V48H137V49H135V51L138 53V50H139V52H140V50L142 51V52H140V53H136V52H134V54H133V51H134V48H133V51H132V49H130V51H129V53L128 54H131V55H136L137 54V57H140L141 59V61H142V57H144V62L143 63H140L138 60H137V58H136V60L135 61H137L136 63H135V61H134V58L136 57V56H133V58H130V57H132V56H130V57H128L126 54L127 53H125L128 49H126L125 51H123V50H121V54H118V55H123L124 53V58L122 59V58H118V59H116V56H117V54L115 55V57H114V59H115V64H116V60H118L117 61V63L119 64H121V62L123 61L124 62V64L122 63V65H120L121 67H123V65L125 66L124 67V70H122L123 68H121V69H119V73L117 74V80H116V83L118 84L117 86H119L120 84H122V82L124 83V81H125V85H120L119 86V88L118 89H116V91L113 89L112 91H111V94H112V99L114 100L117 96L116 95H118V92L120 93L119 94V97L118 98H120V99H116V100H118V101H116L115 100V102H117V105L115 106L116 107V111H118L119 109H120V107H121V109H123V108H128V107H130L129 105V103H131V101H130V99H125V98H128V96H129V98L131 97V98H133L132 96H131V94H129L128 92L131 90V91H133V93H134V95H135V92H137L138 90L139 91H142L141 92V94L143 93V95H145L146 94V96H149V97H147L148 98V101L150 102V99L151 100H153V103L155 104V102H156V98H158V96H160V100H161V98H163V102H165V103H163L162 104V101H161V104L163 105H161V104H159L160 102H156V104L157 105H152V101L150 102V104L148 105L147 104V101L144 103L145 105H143V103H142V100H143V96H142V100H141V106H142V108L144 107V109H143V111H141V106H138L137 104H138V101L140 102V98H139V100L137 101V103H136V106L137 107H140L141 109L139 110V108H137V110H136V112H135V110H134V112H133V117L135 118V120H134V124H135V127L137 128H134V127H132V126H130L129 127V130H128V136H126V138H128L129 139V141H127V139H126V143H127V145L125 144V146L127 147H125V150H123L124 148V145L122 144V142H120V141H122V138H120L121 136H119L120 134H121V129H119L120 127V125H121V128H123L126 124H124L126 121H128V118H129V112H130V108H128V110L126 109V110H119L120 112H121V114H119V116L121 117V115L124 113L125 115H123L124 117H126V118H124L123 116V120H122V118H121V120L124 122V123H122L121 122V124L119 125V121H120V118L118 119V118H116L115 116V113L116 114H118L116 111H115V113H114V110H113V114H110L111 116L113 115V118H111L110 117V115H109V118H111V119H113V121L112 122H109V124H110V129H109V131L108 132H110L111 131V129L113 130V127L117 130V129H119V130H117V132L118 131H120V134H118L117 132H116V130H114L115 131V133H117V134H113L114 135V137L112 136V135H110L111 134V132H113V131H111L109 134H108V138L109 139H105V140H102V141H100L101 143H99L98 144V140H97V138L96 137H93L91 134H93L96 130H103L102 129V127L103 126H101V125H99V124H101V123H98L97 124V126H99V127H91V130L92 129H94V130H87L88 131V133L86 134V137H88L87 135L90 133V131H91V134H89V135H91V136H89V137H91L90 139H88L89 141H90V143H93L94 141V143L93 144H95L96 142H97V144L100 146L104 141V143L106 144V142L108 143L109 141H110V143L112 142L114 145L116 144V143H119L120 142V145L119 144H117L118 146L117 147H120V149L119 148H115L113 145H112V143H111V145L115 148V151H110V152H116V153H118L119 154V151L120 152H123V151H125V153L126 154H124V152H123V154L125 155V159H127L129 156L128 155H130L129 154V151L130 150H132L130 153H134L137 149V145H136V142L138 143V145H144V144H146V142H147V144H146V146H147V148H146V150L147 151H145V150H143V146H138V149H139V147H141V152H142V154H143V156L145 157V159L146 158H148V159H146V161H145V159H144V157H142L143 158V160H142V158H141V160H139V161H141L142 163L144 162V163H146V164H142L141 162H140V164H137L139 161H138V158H140L141 156L140 155H142V154H139V156L140 157H138L137 159H132V155L133 154H131L130 155V157H131V159L133 160L132 161V165H134V169L133 168H131V166H129L130 164H131V162H130V164L128 163L129 161H124L123 162V160H125L123 157L124 156H122L121 157V155H123L122 153L121 154H119V157H121V160H120V158L118 157V159H117V156H115V154H112V153H107V155L108 156H111L110 154H112V156H111V159L109 160L108 158H107V160H106V162L108 163L107 165H108V167L110 166V168H111V174H110V172H109V170H107V166H106V171H108L107 173V176H106V173H104L103 174V185H104V183L106 184V186H107V184L109 185V187L107 186H104L103 188H101V190H100V195H101V197H100V195H99V197L98 196H96V197H98L97 199L98 200H96L95 199V201L92 199V196L94 195V192L92 193L93 195H91L90 193V190L92 191H94V185H91V184H95V178L93 177V176H88L89 174H88V171H90V170H87V168H88V166L86 167H81V166H83V165H85L84 163H81V164H83V165H78L80 162H77V160L78 159H76L75 161H74V163L75 162H77V166H79V168H84V169H86L85 171L84 170H79L78 169V167H76V172H74V174L73 175H75V173L77 174V172H78V174H80L81 172H83V173H81L80 174V176H77V178L78 177H82V178H79L80 180L81 179H83L84 180V184L82 185V184H80L81 182H80V180H79V183H78V180L76 179V177L74 176V178L73 177H70V178H68V179H70V182L68 181V179L65 177L64 178V174L63 173H60L59 171H61L60 169H61V167H59L58 168V166H57V164H61L62 163V159H64L65 158V155H63V154H65L63 151L64 150H60L61 151V153H63L62 155H58V154H55L56 156H57V158L59 157V158H62L60 161H58V159L56 158V156L54 157V159L56 160V162H59V163H57V164H55L56 162H54V164L56 165V167L58 168V170H56V171H58V173H56V171H55V166L53 167V168H51V170L53 169V171H54V173L56 174H51L53 171H51L50 170V167L52 166V165H54V164H52V161H51V159H53V157L50 155V149H51V142H52V140L53 139H55V137H53V135L54 136H57L58 137V139H61L62 137V135H63V137H64V134L65 133H67L68 134V132H70V133H72V134H69L73 139H74V136L75 137H77L76 139H79L80 138V136H82V134H83V136L85 137V135H84V133H82L81 131H79L80 129L78 128V126H80V123H81V120L79 121V118H80V116H76V115H78L76 112H74V111H72L73 109H72V107H71V102L69 103V101H70V99H69V95H72V90H73V84H72V79H71V74H69L68 72H66L67 70L65 69L64 70V72L63 73H65V75L68 77H66L65 76V78H67V79H64V82H63V85L61 86V90L59 89V95H57V96H54V95H56V94H58V92L57 93H55L52 97H50V94L48 93L47 94V96H46V94L45 93H47V91L43 94L41 91H40V89L37 87V85H33L32 83H31V85H33L34 86V88H32V90H31V87H30V91L31 92H29L28 94V96H26L24 99H18L17 101L16 100H8V99H6V101H5V99H4V101H0V131L2 132V130L1 129H3V128H6V129H3V130H6L7 131V133H8V135L10 136V138L12 139V136H13V139H12V141H14V143H15V145H17L16 143H18V141H20V142H22V140H24L25 138V132H26V130L27 129H25V128H27V124L30 122L29 121V119L27 120V117L26 116H28L27 114L25 115L24 114V111H26V110H33L34 112H35V119H36V117L39 119V122L40 121H42L43 122V125L44 126H41L42 124V122H38L39 123V125L43 128V129H41V127L40 128H37L36 130H38V129H41V131L40 132H38L37 131V133L36 134H34L35 135V137H33V138H35V142H32L33 144H31V142L29 143V145L27 146L28 147V150H27V148H26V150H25V154L23 153V152H20L19 151V149H18V152L16 151L17 150V147H14V144L12 145L11 143L10 144H8V143H6V144H8V146L7 145H3L0 149H1V151H2V155H0L1 157H0V159L2 160H0L1 162H3L4 163V165H3V163H1L0 162V165L1 166H3V167H1L0 166V169L2 170L3 169V173L1 172L0 173V264H43L45 261L44 260H46V261H49V262H46V263H50V264H57V262H59L58 264H62V261L59 259V258H61L62 256H65L64 258H61L62 260H65V262H64V264H69L70 262H69V259H71L70 261L71 262H73V264H79V262L80 261H82V264H83V262L85 263V264H130L131 263V261H132V259H133V261H135L136 259H138L139 261H140V263L141 264H159V263H162L161 261H160V259H157L156 258V256L154 255V256H152L154 253H152V252H149L150 254H152L151 256L150 255H148L149 253H148V250H150L151 251V242H154L156 239H157V236H159V234L158 233H160V236H162L161 235V232L160 231H158L159 229L158 228H161L162 229V227H164V226H159V221L161 222L163 219V217H164V219H166V220H163L164 221V223H165V221H167V226H165L164 228H165V230H164V228H163V232H162V234L165 232V234L167 235V239H170L171 237H172V239H170L171 241H174V239H175V242H178L177 243V245H179V247H180V249H185V247H187V244L188 245H192V246H188L185 250L187 251V255H188V257H190V259L191 260H193L194 262H196V260H197V263H207V261H208V263L207 264H264V258L263 257H261V255L260 254H262V255H264L263 253H260L259 251H257L255 248H254V246L250 243V242H247L244 238H243V236H242V233H240L239 232V234H237V233H235L236 234V236L233 234V233H231V236H232V238L230 237V233H227L224 229V226H223V228L224 229H222V228H217V231H216V229H214V228H206V231H205V228L204 229H201V227L203 228V225H204V227L206 226L205 224H204V222L202 221L203 220V215L202 216H200V212H197L198 210L196 209V207H194L193 205L191 206V205H189V203H185L184 201V199H183V195L179 192L180 190H179V188H178V186H177V184L175 183V181L173 180L174 178H173V175H172V173H170L171 171L169 170V164H170V162H171V164H173V166L174 167H176L177 169H182V170H184V171H186L190 176H195V177H200V178H204L205 180H207V181H210L211 183H213V184H216V185H221V186H228V185H230L231 186V184H230V182L232 183V188H235L236 187V189H235V191H237V187H239V188H241L239 191H242L243 193H250V194H260V195H262L263 197H264V178L263 177H259L258 176V174H257V171L252 167V168H250V169H248V171H250L251 169V171H250V174H249V172L247 173L246 171H247V166H244V165H242V164H240V168H238L237 166H233V164H231V166H230V164H226L224 161V164L223 163H221V162H219V161H216L215 163L214 162H208V161H206L205 159H202V158H200V157H198V156H196L195 154H193V153H190V152H186V151H184L182 148H180V147H178L177 145H175L174 143H173V136L171 135V132H170V130H171V128H172V126H173V123H174V120H175V118H174V114H173V102H172V99H171V91H170V88H169V86L167 85V87H164L165 85L163 84L164 82H163V78H164V81H165V77H166V75L167 74H165V73H168V71H170V67H169V65L171 66L172 64V67H174L175 66V62H177L181 57H180V55H181V53L179 52L180 50H177V49H179L178 48V46L177 45H175V43L173 44L172 42H171V40H172V37H173V35L171 34V33H173L174 34V32L172 31V30H174L175 31V28H173L172 30H171V26H175L174 25V19H176V18H174V16L175 17H179L180 16V18H182L181 16H184L185 17V13L186 14H188V15H186V16H188V17H185V19H184V17L181 19L182 21V23L184 24V23H186L185 22V20L186 21H189L188 23L189 24H191V25H193L194 23H195V25H193L192 27H194V26H196L197 27V25H198V17H197V15H198V13L197 12H195L197 9H193V11H192V8L190 7V9L188 8V6L187 5H184V4H186L185 2ZM202 1V0H201ZM204 1V0H203ZM211 1V2H210ZM215 1H216V3H215ZM215 1H213V0H209V2L208 1H206L205 0V3L203 2V5H200L201 6V8H203L205 5L204 4H206V3H215L217 6H221V2H220V0H215ZM219 1V2H218ZM196 2V3H195ZM25 3V5H23ZM89 3H91V4H89ZM38 4V3H37ZM196 4H197V6H196ZM91 5V6H90ZM89 6V8L87 9V7ZM97 6V5H96ZM203 6V7H202ZM94 7V6H93ZM26 8V9H25ZM77 8V7H76ZM110 8H111V10H110ZM110 8H108L110 11H111V13L109 12V10L107 11V7L105 8L106 9V12L105 13H103V11H104V8H101V10L103 9V11H99V10H97V12H102L103 14H106L105 16H103V14L102 15H100L99 16V14H98V16L99 17H97V18H101V20H105V19H107V17L106 16H108V14L110 13V16H112V14L113 13H116V12H114V10L112 9L113 8V6L112 7H110ZM120 8V7H119ZM119 8H117V10H120ZM187 9V10H185V9ZM201 8H199V11L201 10ZM80 10V11H79ZM91 10H93L92 8H91ZM112 10H113V12H112ZM115 10H116V7H115ZM185 10V11H184ZM190 10V11H189ZM124 10H122V12H123ZM126 11L128 12L129 11V13H126ZM126 11H124L125 12V16H127L126 18H125V16L123 15V19L121 20V21H123V20H125V19H127V18H130L131 17V15L129 16V14H131V11L130 10H126ZM198 11V12H199ZM251 10H248V12H247V17L248 16H250V14H252V11L250 12ZM107 12H109V13H107ZM123 12V13H124ZM192 12L194 13V14H192ZM70 13V12H69ZM87 13V12H86ZM118 13V12H117ZM178 14V16H176L175 14ZM255 12H253V14H254ZM68 14V13H67ZM85 14V13H84ZM94 14V13H93ZM97 13L95 12V14L94 15H96ZM213 15H211L212 16V18L213 17H215V18H218L219 17V13L217 14V13H215L214 14V12L212 13ZM252 14V15H253ZM66 15V14H65ZM65 15H64V17H65ZM69 15V14H68ZM79 15V16H78ZM93 15V17L94 18H96L95 16ZM115 15V14H114ZM117 15H119V13L117 14ZM109 16V17H110ZM120 19L122 18L121 16V12H120ZM211 16H209L208 17V19H210L211 18ZM40 17V18H39ZM68 17V18H67ZM105 17V18H104ZM108 17V18H109ZM39 18V19H38ZM93 18V19H94ZM96 18V19H97ZM103 18V19H102ZM174 18V19H173ZM189 20H188V19ZM173 19V20H172ZM219 19V18H218ZM218 19H216V21L218 22V23H222V22H219V20ZM98 20V19H97ZM100 20V19H99ZM100 20V21H101ZM103 20V21H104ZM210 20H213V21H215V19H210ZM95 22H99V21H96V20H94ZM158 21H159V23H158ZM79 22V20L78 21H76V23H78ZM173 22V23H172ZM232 22V21H231ZM96 23V24H97ZM102 23V22H101ZM193 23V24H192ZM217 23V24H218ZM235 24V21H233L232 22V24ZM95 24V25H96ZM187 24V23H186ZM197 24V25H196ZM101 24L99 23V25L98 26H100ZM152 25V28H155L154 26ZM188 25V24H187ZM228 25H231V23L229 22L228 23ZM98 26H97V28H95L96 29V31H97V29H98ZM158 26H156V27H158ZM93 27H96V26H94L93 25ZM92 27V28H93ZM255 27V26H254ZM71 28H72V30H71ZM95 29H91L92 30V32H93V30L95 31ZM158 29V28H157ZM250 29V26L248 27H245L244 29H243V32H244V30H245V32H248V30ZM0 30V31H1ZM71 30V31H70ZM155 31L154 32H156L155 33V35H156V37L158 36L157 35V32H160L159 31V29L156 31V28L154 29ZM70 31V32H69ZM172 31V32H171ZM69 32V33H68ZM171 32V33H170ZM244 32V33H245ZM19 33V34H18ZM91 33V32H90ZM205 33V32H204ZM22 34V35H23ZM28 34V35H27ZM55 34V35H54ZM169 34L172 36L171 37V40H170V38H169ZM207 34V35H206ZM10 35V34H9ZM16 35V36H17ZM124 35H126V34H124ZM205 35H206V37H208L209 36V33H205ZM11 36V35H10ZM15 36V37H16ZM28 36V37H29ZM121 36V35H120ZM119 36V38L121 39V40H119L118 38V40L119 41H122L123 42V39H124V37L123 38H121ZM159 36H158V38H159ZM47 37H45V38H47ZM53 37V38H52ZM65 37V38H66ZM126 37V36H125ZM156 37H155V39H156ZM187 38H188V40L191 42V43H193L194 45H195V47L197 48V50H198V52L202 55V56H204V57H206V58H209V59H211V60H213L214 62H221V63H225V64H227L228 66H231V67H234V68H236L237 70H238V72L241 74V75H243V76H245V75H250V76H252L254 79H256V81L257 82H259V83H262L263 81H264V66H256L255 67V65L254 66H247V63L245 62V59H243V57L244 56H242V55H240L241 56V58H239L238 56H236V55H233V54H231V53H228V52H226V53H224V52H221L220 50H219V48H217V47H215V48H213V47H210V48H208V47H206L204 44H203V42L201 41V40H199L198 38H197V36H196V34H195V32H188V35H187ZM160 38H159V40H161ZM45 40H48V39H45ZM48 40V41H49ZM125 40V39H124ZM127 40V39H126ZM170 40V41H169ZM47 41V42H48ZM63 41V42H62ZM117 41V40H116ZM119 41H117L118 43H119ZM151 41V40H150ZM150 41H148L149 43H150ZM156 41V40H155ZM154 40H152L151 42L153 43V42H155ZM173 41V40H172ZM122 42H121V44H122ZM114 43H116V42H114ZM124 43V42H123ZM117 44V43H116ZM113 45H115V44H113ZM164 45V46H163ZM150 46H152V44L150 45ZM167 46V47H166ZM235 46V45H234ZM110 49L111 48H113V46H110L109 47ZM236 48H237V50L239 49H241L240 47L238 48V47H235L234 48V50L235 51H237L236 50ZM109 49V50H110ZM145 49H148V50H150V51H146ZM234 50H231L232 51V53H234L235 51ZM111 51V50H110ZM132 51V52H131ZM180 53H178V52ZM131 52V53H130ZM136 53V54H135ZM237 53V52H236ZM140 54V55H139ZM141 54H142V56H141ZM150 54H152V53H150ZM235 54V53H234ZM139 55V56H138ZM120 56H117V57H120ZM123 56H121V57H123ZM127 57H128V59H127ZM114 59H112L113 61H114ZM119 59L121 60V62H119ZM131 59V60H130ZM151 60L150 62L152 63H150L148 60ZM128 62L129 64H131V65H133V66H135L133 63H135L136 64V66L135 67H137V66H140V65H142L143 67H141L140 66V68L138 67L137 69H138V71L140 72V74H138L139 72L138 71H136V69H134V70H132V68H133V66L131 67V65H129L128 63H126V62ZM146 62H147V64L150 66H148V65H146ZM139 63H140V65H139ZM160 63H162V64H160ZM117 64V65H118ZM128 64V65H127ZM138 64V65H137ZM118 65V66H119ZM120 66H119V68H120ZM149 67V68H148ZM62 68V69H61ZM143 68V69H142ZM146 68L148 69V71L146 70ZM167 68V69H166ZM127 69H129V71H130V69H131V71H130V73H129V71L127 70ZM44 70V71H43ZM141 70H146V71H144V73L141 75ZM40 71H35V72H33L34 74L33 75H37L36 77L34 76V77H31L32 78V81L31 82H33V81H37V84H38V80L37 79H39L40 77H39V75H40ZM118 71V70H117ZM121 71H123L124 73H122V74H124L123 76L124 77H122L121 75L122 74H120L121 73ZM133 71V72H132ZM151 73H153V74H150L151 76H152V78H153V76L155 77V79L156 80H159L158 82H161L162 83V88L161 87H159V88H161V90L159 89L158 91L156 90V89H158L157 87L160 85V84H158L157 82V84H158V86H157V84H154V83H152V80H150V79H152L151 78V76H149V73L150 72ZM38 74H37V73ZM135 72H138V73H135ZM149 72V73H148ZM131 73H135V74H138V75H141V77L139 76H137V75H131ZM159 73V74H158ZM164 73V74H163ZM120 74V75H119ZM17 75V74H16ZM15 75V77H17ZM118 75L119 76H121V78H124L123 80L121 79V81H120V77H118ZM165 75V77H163ZM126 76H127V78H126ZM134 76V77H133ZM143 76L145 77H147L148 78V80L150 81V83H149V81L148 80H146V79H144L143 78ZM156 76H157V78H156ZM14 77V78H15ZM38 77V78H37ZM135 78L134 80H135V84H133L134 83V81L131 83L130 81V78L131 79H133V78ZM145 77V78H146ZM163 77V78H162ZM34 78V79H33ZM128 78H129V83H128ZM141 78V80L143 79L144 80V83H145V81H148V83L150 84V85H152L153 86V88H151L150 86L147 88V85H148V83H147V85L145 84H143V83H141V82H143V80L141 81V82H139V79ZM162 78V79H161ZM67 80V81H66ZM156 80H153V82L154 81H156ZM161 80V81H160ZM139 83H138V82ZM70 82V83H69ZM33 83H35V82H33ZM152 83V84H151ZM36 84V83H35ZM129 84V86L128 87H126L127 85ZM133 84V85H132ZM138 84H140V85H138ZM144 86V88L142 87V85ZM262 84H264V82L262 83ZM131 85H132V87H131ZM138 87H137V86ZM32 86V87H33ZM116 86V85H115ZM127 88V89H129L128 90V92H127V89H126V91L124 92V89H125V87ZM135 86V87H134ZM146 86V87H145ZM123 89H122V88ZM134 87V89L137 87V88H142V90H140V89H136V91L134 92V90L132 89ZM154 87H155V89H154ZM37 88H38V90H37ZM131 88V89H130ZM147 88V89H146ZM165 88V89H164ZM166 88H167V90H166ZM121 91H123V93L122 92H120V90ZM143 89H146V92L143 90ZM149 89V90H148ZM150 89H151V92L153 91V89L154 90H156L155 91V93H157V97H155L156 96V94L153 92V93H151V94H148L147 95V92L148 93H150L149 91H150ZM163 89V90H162ZM117 90H119L118 92H117ZM148 90V91H147ZM164 90H165V92H164ZM61 91V92H60ZM130 91V92H131ZM159 91H161V92H159ZM167 91V92H166ZM115 92V93H114ZM117 92V93H116ZM144 92H145V94H144ZM161 93V95L159 94V93ZM169 92V94H167ZM62 93V94H61ZM124 93L127 95V96H125L124 95ZM132 93V94H133ZM116 94V95H115ZM155 94V96H153V95ZM159 94V95H158ZM261 94V93H260ZM120 95H121V97H122V95H123V101H121V103H120V101L119 100H121V97H120ZM151 95H152V97H151ZM258 95V94H257ZM255 96V98H259L260 99V97H262L263 95H264V93H263V95L262 96H260V95H258V96ZM116 96V97H115ZM145 96V97H146ZM71 97V96H70ZM144 97V98H145ZM146 99V98H145ZM156 99V100H155ZM0 100H1V98H0ZM166 100V101H165ZM155 101V102H154ZM158 101H159V98H158ZM19 103V105L20 106H18V105H16V104H18ZM68 104H69V106H70V109H69V107H68ZM120 104V105H119ZM123 104V105H122ZM125 104H127L126 106H125ZM129 104V105H128ZM140 104V103H139ZM160 106H162V107H160ZM119 105V106H118ZM149 107V110H152L153 108H154V106H155V110L158 108V107H160L161 109V111H159V110H157V111H159L158 113H159V115L157 116V115H155L154 114V112L155 113H157V111H151L152 113H153V116L155 117L154 119H157L156 121L155 120H153V116L151 117L150 115V117L152 118H150L151 119V121L149 120V121H147V124H146V118H145V116H146V114H148L147 112V110H146V108H147V106ZM15 106H18V108H20L21 107V109L23 108V112H22V110H21V114H20V118L18 119V120H14L13 118H11L12 117V112H14L16 109H18L17 107L15 108ZM128 106V107H127ZM168 106V107H167ZM32 107V108H31ZM35 108V110H34V108ZM150 107H152V108H150ZM29 108V109H28ZM117 108H118V110H117ZM134 108V107H133ZM164 108V109H163ZM15 109V110H14ZM115 109V108H114ZM132 109V108H131ZM136 109V108H135ZM169 109H171L172 110V112H171V114H172V116L170 117V115H168L169 114ZM13 110V111H12ZM19 111H20V109H18ZM71 110V111H70ZM154 110V109H153ZM168 110V111H167ZM12 111V112H11ZM127 111H128V116H127ZM141 111V114L139 113ZM26 112H28V111H26ZM72 112V113H71ZM74 112V113H73ZM139 114H138V113ZM168 112V113H167ZM146 113V114H145ZM150 113V112H149ZM151 113V114H152ZM79 117V118H77V121L78 122H80L79 124H77L78 122L76 121V117ZM118 115H117V117H119ZM148 116V115H147ZM146 116V117H147ZM158 118H157V117ZM128 117V118H127ZM131 117V116H130ZM117 119V121H116V119ZM35 119H33V120H35ZM38 119H36L37 121H38ZM81 119V118H80ZM125 119H127V120H125ZM130 119V118H129ZM138 119V120H137ZM144 119V120H143ZM149 119V117H147V120ZM119 120V121H118ZM173 120V121H172ZM29 121V122H28ZM75 121L77 122L76 124H75ZM110 121V120H109ZM115 121H116V123H115ZM138 121H140V123L138 122ZM144 121V123H142ZM154 121V122H153ZM28 122V123H27ZM117 122H118V127H117ZM148 122H150V123H148ZM27 123V124H26ZM171 123V124H170ZM78 125L77 127L75 126V125ZM115 125V126H112V125ZM124 124V125H123ZM133 124V125H134ZM139 124V125H138ZM143 124V125H142ZM146 124V125H145ZM152 124V127L150 126ZM170 124V125H169ZM122 125H123V127H122ZM145 125V126H144ZM149 125V126H148ZM147 126V127H146ZM171 126V127H170ZM140 127V128H139ZM148 127H150V129L148 130ZM77 128H78V130H77ZM96 128H98V129H96ZM101 128V129H100ZM147 128V129H146ZM96 129V130H95ZM142 129V130H141ZM139 130V131H138ZM77 131H79V132H77ZM141 131H144V133H142ZM145 131H147V133L145 132ZM148 131H149V133H148ZM36 132V131H35ZM34 132V133H35ZM83 132H85V131H83ZM151 132V133H150ZM56 133H58L57 135H55ZM60 133V134H59ZM80 133H82L81 135H80ZM12 136H11V135ZM138 134V135H137ZM146 134H147V136L149 137V139H148V137L146 136ZM149 134H151L150 136H149ZM59 135H60V137H59ZM66 135V134H65ZM79 135V136H78ZM116 135L117 136H119V139L117 138L116 139ZM132 135V136H131ZM135 135V136H134ZM82 136V137H83ZM259 136V135H258ZM256 137V139L255 140H257V141H254V145L253 146H255L256 145V147H255V149L257 148V146L258 145H260V146H258V151L259 150H263V147H264V135H262V134H260V136H261V138H262V140H261V138H260V136L259 137ZM53 137V138H52ZM79 137V138H78ZM83 137V140H86V137L84 138ZM88 137V138H89ZM138 137V139H136L135 140V138H137ZM140 137V138H139ZM24 138V139H23ZM52 138V139H51ZM96 138V139H95ZM105 138H107V136L105 137ZM112 138H114V139H112ZM143 138V139H142ZM57 139V138H56ZM72 139V140H73ZM76 139H74V140H76ZM80 139H82V138H80ZM93 139H95L93 142L91 141V140H93ZM110 139H112L113 141H111ZM125 139H124V141H123V143H125ZM260 139V140H259ZM109 140V141H108ZM116 140H118V142L116 141ZM135 142H134V141ZM146 141V142H143V141ZM15 141H17V142H15ZM33 141V140H32ZM76 141H78V142H80L79 140H76ZM87 141V140H86ZM114 141H116V143H114ZM261 141V142H260ZM74 142V144L75 145H77V142H75V141H72V143ZM88 142V141H87ZM140 142V143H139ZM256 142H259V143H256ZM71 143V144H72ZM89 142L87 143V145H89L90 144ZM103 143V144H104ZM109 143V144H110ZM134 143V144H133ZM142 143H144V144H142ZM261 143V144H260ZM96 144V145H97ZM102 144V145H103ZM121 144H122V146H121ZM131 146H130V145ZM258 144V145H257ZM92 145V144H91ZM95 145V146H96ZM97 145V146H98ZM11 146H13L14 147V149H13V147H11ZM73 146L74 145H72V147L71 148H73ZM93 146V145H92ZM95 146H93V149L95 148ZM96 146V147H97ZM98 146V147H99ZM135 146H136V148H135ZM155 146H156V148H155ZM222 145H218L217 146V148H219L220 149V147H221ZM75 147V146H74ZM89 147V148H88ZM101 147V146H100ZM259 147H260V149H259ZM87 148L89 149L88 150V154L86 153V152H84V154L81 156V158L83 157V159L84 160H81V162L82 161H86V162H93L94 163V161H93V158L94 159H96V157H97V155L95 156L94 155V152H96L97 151V153H98V150H99V148H97L98 150H96V148L94 149V151H93V155H92V147L89 145V146H87ZM86 148V149H87ZM114 148H113V150H114ZM131 148V149H130ZM155 148V150H157V151H155V154H153V152H152V150ZM158 148V149H157ZM161 148V149H160ZM3 149V150H2ZM119 149V151H117ZM127 149H129L128 151H126ZM136 149V150H135ZM121 150H123V151H121ZM167 150V151H166ZM3 151H4V157H6V155H7V158L8 159H5L4 157V160L2 159V156H3ZM28 151V153H26ZM60 151H58V153L60 152ZM87 151V150H86ZM90 151V152H89ZM152 152V153H151ZM156 152H157V155H156ZM161 152V153H160ZM18 153H19V155H18ZM20 153H21V155H20ZM22 153H23V155H22ZM150 153L154 156V157H156L157 156V158H158V160L155 158V162L156 163H158L157 165H159V166H161V164L163 165V166H161V168H162V171H161V169H160V167L158 166V168L160 169H157V170H155L154 169V167H153V169L157 172V175L156 174H154V170H152L151 172H150V169H152V167H150V169H149V171L147 170V168L149 167V164L151 163L150 161V163H148V160L151 158L150 156ZM160 153V154H159ZM1 154V153H0ZM26 154H27V157H26ZM117 154V155H118ZM128 154V155H127ZM148 156H147V155ZM162 154V158L161 159H159ZM50 155V156H49ZM107 155H105V158L107 157ZM126 155H127V157H126ZM158 155H159V157H158ZM166 155V156H165ZM20 156V157H19ZM47 156H49V157H47ZM91 156V157H90ZM152 156V157H153ZM17 157H19V160H18V158ZM49 158V159H47V158ZM52 157V158H51ZM130 157L128 158L129 160H130ZM150 157V158H149ZM45 158L48 160V162L49 161H51V162H49L50 164L48 165L47 164V160L44 162V165H43V160H45ZM51 158V159H50ZM80 158V157H79ZM110 158V157H109ZM169 158V159H168ZM21 159V160H20ZM26 159V160H25ZM28 159V160H27ZM53 159V160H54ZM92 159V160H91ZM114 159L116 160L115 162H116V164H118L117 162H119V164H120V166H121V164L123 163H125L123 166H126L127 167V165L129 166V167H123V171L124 172H126L125 174L123 173V171H121L120 169L122 168V166L120 167V166H117L116 164H115V162H114ZM127 159V160H128ZM152 159V158H151ZM6 160V161H5ZM8 160V161H7ZM89 160H91V161H89ZM112 160V161H111ZM118 160V161H117ZM161 160H162V162H161ZM20 161V162H19ZM79 161V160H78ZM96 161V160H95ZM131 161V160H130ZM9 162H10V164H9ZM61 162V163H60ZM153 163L152 164H155L156 165V163L154 162V160L152 161ZM167 162V163H166ZM12 163V164H11ZM96 163V162H95ZM128 163V164H127ZM8 164H9V166H8ZM45 164H47V165H45ZM52 164V165H51ZM76 164V163H75ZM87 165H90L91 163H86ZM113 164H115V166H117V167H114V165ZM118 164V165H119ZM148 164V165H147ZM151 164V166H153ZM164 164H166V165H164ZM221 164V165H220ZM51 165V166H50ZM94 165H96V164H93V166ZM111 165H113V167L111 166ZM136 165V166H135ZM142 165V166H141ZM145 165V166H144ZM154 165V166H155ZM156 165V166H157ZM227 165H229V166H226ZM235 165V164H234ZM237 165V164H236ZM8 166V170L6 169V167ZM11 166V167H10ZM46 166H48L47 167V171H46V169H44V168H46ZM50 166V167H49ZM61 166V165H60ZM76 166V165H75ZM164 166H165V168H167V169H165L164 168ZM239 166V165H238ZM245 167V169H243L244 167ZM89 167H91V166H89ZM118 167H120V168H118ZM137 167H142L143 169H141L140 168V170H141V172L143 171V172H145V173H143L142 172V174L140 175L139 174V172H137V170L135 169V168H137ZM229 167H235L234 169H232V168H229ZM243 167V168H242ZM249 167V166H248ZM9 168H10V170H9ZM55 168V169H54ZM109 168V169H110ZM131 168V169H130ZM146 168V169H145ZM229 168V169H228ZM242 168V169H241ZM51 171V173H48V172H50L49 170ZM88 169H90V168H88ZM92 169H94L95 170V167H93V168H91V173L92 174H94V176H95V173H93L94 171L92 170ZM119 169V170H118ZM125 169H127V170H125ZM145 169V170H144ZM163 169H164V171H163ZM228 169V170H227ZM234 171V173H233V171ZM4 170H7V172L5 171L4 172ZM131 170V171H130ZM133 170V171H132ZM135 170V171H134ZM167 170V171H166ZM168 170H169V172H168ZM231 170V171H230ZM246 170V171H245ZM253 170H255V173H253L252 174V172H254ZM44 171V172H43ZM81 171V172H80ZM86 171H87V174H86ZM120 171H121V173H122V176H121V174H120ZM146 171L148 172V174H150V173H152L151 175L153 176V177H156V178H153L152 179V176H150V175H148L147 173H146ZM161 173H160V172ZM228 171H229V173H228ZM237 171V172H236ZM240 171V172H239ZM242 171V172H241ZM243 171H244V173L245 174H243ZM47 172V173H46ZM80 172V173H79ZM89 172V173H90ZM134 172H136V174H134ZM155 172V173H156ZM159 172V173H158ZM165 172H166V174H165ZM168 172V173H167ZM45 173V174H44ZM90 173V175H92ZM137 173L139 174V176H135V175H137ZM163 173V174H162ZM169 173H170V176H169ZM248 175H247V174ZM46 176V178H44L45 176ZM55 178V177H57V178H55V179H57V181L59 180L60 181V184H56V181H54L55 179H53V178H51L52 176ZM61 174H63V175H61ZM77 174V175H78ZM82 174H86L87 175V177L85 176V177H83V176H81ZM145 174V175H144ZM146 174H147V176H150V178L148 177V179H150V181L147 179V178H145V176H146ZM256 174V175H255ZM50 175V176H49ZM55 175V176H54ZM59 175V176H58ZM156 175V176H155ZM163 175H165V176H163ZM252 175V176H251ZM109 176H111L110 178H111V180H108L107 181V178H109ZM162 176H163V178H166L165 180L162 178ZM93 177V178H92ZM126 177H128L127 179L129 180H126ZM223 177V178H222ZM49 178L50 179H52L54 182H55V184L53 183V181L51 180V182H50V180H49ZM71 178H73L74 179V181L73 182H76V183H74L73 184V182L71 181V180H73V179H71ZM85 178L86 179H88V180H90V181H88V183L90 182V184L88 185H86V180H85ZM109 178V179H110ZM123 178V179H122ZM43 179H45V180H43ZM65 179V182L63 181ZM122 179V180H121ZM145 179H147V181H148V184L149 183H151L150 185H148L147 186V188H149V192L151 191V193H154V194H149V192L148 191H146L147 192V195L149 196H147L146 195V192H145V190L143 191V192H145V193H143V196H140V199H138L136 196L138 195L137 193H139V189H140V187L143 185V183H144V181H145ZM170 179V180H169ZM223 179H225V180H223ZM82 180V181H83ZM126 180V181H125ZM151 180H155V182H153V181H151ZM229 180V181H228ZM44 183H43V182ZM59 181L57 182V183H59ZM66 181L68 182V183H66ZM106 181V182H105ZM110 181V182H109ZM111 181H112V185H111ZM128 181V182H127ZM172 181H173V183H172ZM217 181V182H216ZM220 181L222 182V183H220ZM223 181H224V183H223ZM225 181H227V182H225ZM51 184H50V183ZM64 182V184L63 185H61V183H63ZM92 182V183H91ZM123 185L124 184V186L128 183V185H126V188L123 190L122 188L124 187V186H122L120 183ZM169 182V183H168ZM229 182V183H228ZM46 183V184H45ZM145 183H147V182H145ZM168 183V184H167ZM226 183H228V184H226ZM52 184H54V185H52ZM80 185V186H78V187H76L77 185ZM154 184V185H153ZM172 184V185H171ZM176 184V185H175ZM223 184V185H222ZM43 185H46L47 187H43ZM52 185V187L53 186H55V185H57V187H59L60 185V188L59 189H63V191L65 192V190H67L66 191V193H68V195L70 194L69 192V190H71V189H74L75 187L76 188H80L81 186H83V188H80V189H75L76 191L78 190V191H85V189H89V188H87V187H89L90 186V190H88V191H86V192H81V194L82 195H84L82 198V200H84L83 202H82V200H81V194L79 195L78 193H80V192H75V190H73L75 193H76V197L78 198L79 196V200H80V203L81 204H79V201H78V199L77 198H75V193H73V192H71V193H73V194H70L69 196H66V194L64 193V192H62V193H60V194H62L61 196H63L64 194V196L63 197H61V196H59V195H57V193H52V189H50L49 188V186H51ZM59 185V186H58ZM66 185V186H65ZM67 185H69V186H71V187H68ZM84 185L86 186L85 188H84ZM169 185V186H168ZM170 185H171V187H170ZM91 186H93V187H91ZM113 186V187H112ZM122 188H121V187ZM150 186H154V188L153 189H151L152 187H150ZM55 188V187H53V189H54V192H57V190H59L58 188ZM61 187H63V188H61ZM65 187H67V189H65ZM74 187V188H73ZM105 187H106V189H105ZM115 187H119V190H118V188H115ZM177 187V188H176ZM47 189L46 191H45V189ZM48 188H49V190H48ZM91 188H93V189H91ZM44 189V190H43ZM84 189V190H83ZM104 190V192H103V190ZM245 191H244V190ZM115 192H114V191ZM118 190V191H117ZM146 190H148V189H146ZM152 190H154V192H152ZM172 190H173V193H172ZM50 191V192H49ZM114 193H113V192ZM120 191H124V194L125 195H123L124 197L121 199V197H119V195L120 194H122V193H120ZM171 193H170V192ZM59 192V191H58ZM88 192V194H85V193H87ZM117 192H119L120 194L118 195L117 194ZM176 192H177V195H176ZM180 193V195H179V193ZM170 193V194H169ZM142 194V193H141ZM140 194V195H141ZM58 197H56V196ZM74 195V196H73ZM85 195H87V196H85ZM98 195V194H97ZM152 196V199H153V195L155 196V198L157 197L158 198V200H157V198H156V202H154L155 200H152L150 197ZM171 195V196H170ZM95 196V195H94ZM94 196H93V198H94ZM110 196H113L115 199H113V200H116L117 202H112V198H110ZM120 196H122V195H120ZM125 196H127L128 198H126ZM173 196V197H172ZM175 196L177 197V198H175ZM84 197H86L85 199H84ZM147 197H148V199H150V200H152L151 202H152V204H154V203H157V204H154V205H152L150 202H148L147 203V205L150 203L151 204V207L149 208V209H151V208H153L152 209V211H156V212H152V211H150V213H148V211H149V209H148V211H147V207L150 205H148V206H146V209H144L145 207L144 206H142L141 207V202L145 205L146 204V202L148 201V199H147ZM126 198V199H125ZM143 198H145V199H147V201H142L143 200ZM173 198V199H172ZM77 199V200H76ZM138 199V200H137ZM175 199V200H174ZM176 199H178L179 200V202H178V200L176 201ZM86 200H87V202H86ZM92 200H93V204H92ZM118 200H121L122 201V210H123V212L122 211H120L119 209H115V210H117V212L118 213H115L116 211L114 210L113 211V209L115 208V207H117V208H119V206L121 205V201H119L118 202ZM149 200V201H150ZM180 200H182V201H180ZM78 201V202H77ZM141 201V202H140ZM175 201L177 202V203H175ZM85 202V203H84ZM109 202H112V203H114L113 205L111 204L110 205V207L112 206V208L113 209H111L109 206H108V204H110ZM154 202V203H153ZM78 203V204H77ZM84 203V204H83ZM118 203V204H117ZM186 204V206H185V204ZM264 201H262V203H261V205L264 207ZM77 204V205H76ZM93 206H92V205ZM116 204L117 205H119V206H116ZM176 204H179L180 206H178V205H176ZM184 204V205H183ZM78 205H82V206H80L81 207V209L82 208H84V210L82 211L79 207H78ZM84 205H87V206H84ZM114 205H115V207H114ZM159 206V208L157 207V206ZM176 205V206H175ZM88 206H91L90 207V209L92 208V207H94L92 210H91V212L92 213H96V218H95V214H94V218L96 219L95 221L97 222L98 221V219H99V221H100V219H103L104 218V222H103V220L102 221H100V225L99 224H97V223H95V224H97V229H96V225H94L93 223H94V218H92V220L90 219V221H89V223L90 222H92L93 221V223H91V225H94L93 227H95L94 229L96 230V232H95V230L93 231L92 229H93V227H91V225L89 226L88 225V223H85L84 224V221H85V219H86V221L85 222H88L87 221V219H89L88 217L90 216V215H88V213L90 212V209L88 210V209H86V208H89ZM105 206H107V207H109V208H107V210L105 209V208H103V207H105ZM153 206H155V207H153ZM174 206L176 207V208H174ZM184 207V208H182V207ZM161 207L163 208V209H161ZM191 207H193V208H191ZM180 208H181V210H185V212L184 211H182V213H185L184 215H186L187 214V217H189L191 220H192V218H193V211L192 210H194V209H196L195 211L197 212H195L194 213V217L195 218H193V220H192V222H193V225H195L194 227L195 228H193V227H191L189 224H186L185 225V227H184V222H183V224H182V221H180V223H179V220H180V218L178 219V217H179V214H178V211L177 210H180ZM39 209H41V210H39ZM104 211H103V210ZM159 209L160 210H162L161 212H158L157 213V211H159ZM186 209H187V212H186ZM89 212H88V211ZM95 210V211H94ZM105 210H106V212H105ZM109 210H111V211H109ZM119 210V211H118ZM41 211V212H40ZM107 211H109L108 213H107ZM144 211H145V214L146 215H149V214H156V216H158L159 217V213H161V214H163L164 212L166 213V215H165V213L163 214V216L160 214V217L159 218H157L156 216H155V218H154V216H149V218L151 219V221H150V219L148 218V217H145L144 215ZM177 211V212H176ZM103 212H105V214L103 213ZM119 212H122V216H123V218L125 219L126 217V219L128 220V217L131 219V223L129 224L128 222H127V226H126V228H128L129 230H128V232L126 233V231H127V229L125 228V232L123 233V235H122V239L120 238V239H117V240H115L114 242H113V244H111V245H107V244H105L106 242L104 241V239L103 238H112V236H113V234L111 235V233H114V227H112V229H111V223L112 222H114L115 221V219L117 218V215L119 214ZM152 212V213H151ZM103 213V214H102ZM114 213V214H113ZM178 214V217L176 216V214ZM231 213V212H230ZM228 214L229 216L232 214ZM91 214V213H90ZM97 214H98V217H97ZM101 214H102V216H103V218H101L100 216H101ZM115 214H117V215H115ZM196 214H199V215H196ZM226 214V215H227ZM88 215V216H87ZM104 215H108L109 217H108V219H106L107 218V216H104ZM190 215H191V217H190ZM196 215V216H195ZM223 216V217H221V221H222V223H223V225H226L227 223L226 222H228V220H226L225 218H230L229 216ZM76 218H75V217ZM200 216V217H199ZM112 217V218H111ZM144 217V218H143ZM152 217V218H151ZM197 217V218H196ZM149 219V221L150 222H153L152 224H150V226L152 227V226H159V227H157V231H153L154 233H151L152 232V229H154L155 230V228H151V229H149V234H151L150 236L153 238V240H154V238H156L154 241H152V238H151V242L149 243L148 241H150V240H148V239H150L149 237L150 236H147V229L149 228V226H148V224L150 223L149 221H148V219ZM157 218V219H156ZM227 218V219H228ZM125 219V221H127ZM143 219V220H142ZM144 219H146L147 221H144ZM157 220L155 223H154V221L155 220ZM196 219V220H195ZM224 219V220H223ZM71 221H72V223H71ZM75 221H78V223H76ZM80 221V222H79ZM98 221V222H99ZM141 221H143V225L141 224L142 222ZM162 221V222H163ZM197 221V223L198 222H202L201 223V225H200V223H195ZM73 222H75L74 224L76 225L77 224V226L76 227H78L79 229H76V228H74V227H72V226H75V225H70V223L71 224H73ZM101 222H103L104 224H105V226L104 227H107V229L109 230H107L106 231V233H104V229L105 228H103V223H101ZM107 222H110V224L109 225H106L107 224ZM161 222V223H162ZM145 223H146V225H145ZM157 223V224H156ZM225 223V224H224ZM153 224H155V225H153ZM164 224V225H165ZM181 224V225H180ZM160 225H163V224H160ZM198 225H199V228H198ZM83 226V228L84 229H86V226H87V231H89L90 229V231L89 232H86V235L87 236H85V240L88 242H90V243H92V241H94V240H96V241H94L93 243H95L94 245H98L97 243V241H99V246L97 247H94V249H91V247H86V251L84 250V253H83V251H82V248H83V246H81V244L83 245V240H84V233H82L81 234V232H84L83 230V228L81 229L80 227H82ZM142 226H144L143 228H144V230L143 231H140V229H143V228H141ZM183 226V227H182ZM103 228V233H101L102 231V229L100 230V228ZM169 228L168 230L166 229V228ZM190 227V229H188ZM249 227H250V229L254 232V233H257L258 232V230H259V225H255V228H254V226L253 225H249ZM74 228V229H73ZM89 228V229H88ZM98 228H99V231H101L100 233H98ZM170 228H172V229H170ZM227 228V227H226ZM254 228V229H253ZM112 231H111V230ZM182 231H181V230ZM191 229H193L192 231H191ZM194 229L195 230H198V232H199V230L201 231V232H197L198 234H199V236H201L202 238H207V239H210V240H212V241H216V242H223V243H225L229 248H235V249H238L239 248V250H240V252L241 253H243V256L244 257H246V259L248 260V258H250L251 257V255H250V252L252 253V259H249L248 261L247 260H245L244 259V257L243 256H231V257H229V256H224V255H222V258L219 256H217V255H219V253L218 252H216V251H214V250H210V249H208V252L205 250L206 249V247H204L201 243H200V245L197 247V245H198V243H199V241L197 240L196 242H195V237L193 238L192 237V235H193V231H194ZM219 229V230H218ZM146 230V231H145ZM177 230V231H176ZM188 230L192 233V235H191V233L190 232H188ZM213 230V231H212ZM224 230V231H223ZM242 231H243V229H241ZM79 233H78V232ZM91 231H93V233L91 232ZM144 231H145V233H147L146 235H145V233H144ZM151 231V232H150ZM166 231H168V232H166ZM170 231V232H169ZM175 233H177V232H179V233H181V235H180V238H179V233H177V234H174L173 235V232ZM95 232V233H94ZM140 232V234L138 235V233ZM156 232H158V233H156ZM207 232V235L208 234H210V235H206L205 233ZM244 232H245V229H244ZM88 233V234H87ZM92 235H90V234ZM96 233H98V235L96 234ZM145 235L144 237H143V239L146 237L147 238V242L149 243V245L147 246V244H146V246H147V248H146V246H145V248H143L144 246L142 245H140V243H142L141 241H139V240H142V237L140 238V236L142 235ZM157 235H156V234ZM167 233H169V234H171V237H170V235H168ZM224 233H226L227 234V236H229L228 238H226L227 236H226V234H224ZM78 234V235H77ZM81 234V235H80ZM100 234V235H99ZM165 234L163 235V237L165 236ZM212 234V235H211ZM215 234V235H214ZM224 234V235H223ZM142 235V236H143ZM155 237H154V236ZM174 236V238H173V236ZM176 235H178V237L176 236ZM189 235H191V236H189ZM195 235V234H194ZM217 235V236H216ZM237 235H238V237H237ZM88 236H90V237H88ZM101 236V240H98V238L97 237H100ZM139 237V240L137 241V237ZM212 236V237H211ZM223 236V237H222ZM225 236V237H224ZM233 236H234V238L236 239H234L233 238ZM81 237H83L82 238V240H81ZM93 237H94V239H93ZM217 237V238H216ZM242 237V238H241ZM108 238V239H109ZM145 238V239H146ZM162 237H159V239H161ZM67 239V240H66ZM100 239V238H99ZM103 239V240H102ZM145 239L143 240L144 242L143 243H145ZM159 239H157V242L156 243H158V242H160L161 240L163 241V239H161L160 241H159ZM166 239V236H165V240H167ZM176 239H178V241L176 240ZM180 239V240H179ZM192 239V240H191ZM215 239H217V240H215ZM231 239V240H230ZM240 239V240H239ZM238 240V241H237ZM65 241V242H64ZM67 241H68V244H67ZM79 241V242H78ZM81 241H82V243H81ZM111 241V240H110ZM169 241V240H168ZM186 241V245L184 244V242ZM236 241V242H235ZM243 243L244 241H245V244L243 243V244H241V242ZM69 242L71 243L70 245V247H69ZM105 242V243H104ZM107 242H109V241H107ZM137 242V244H139V245H137V244H135ZM183 242V243H182ZM192 242H194V243H192ZM198 242V243H197ZM235 242V243H234ZM55 243L56 244H61L60 246L62 247V245L64 246V247H62V248H58V246L56 247L55 246ZM73 243V244H72ZM89 243V244H90ZM127 243H129V245L130 246H126L125 244H127ZM132 244V247H131V244ZM142 243V244H143ZM155 243V244H156ZM235 245H234V244ZM238 243V244H237ZM154 244V243H153ZM196 244V245H195ZM233 244V245H232ZM87 245H88V243H87ZM92 245V244H91ZM93 245V246H94ZM106 245H107V247H106ZM181 245V246H180ZM195 245V246H194ZM239 245H241V246H239ZM243 245H245L246 246V248L243 246ZM89 246V245H88ZM92 246V247H93ZM102 246V247H101ZM134 246V247H133ZM140 248H139V247ZM182 246H183V248H182ZM194 246V249L192 248ZM202 246V247H201ZM233 246H236V247H233ZM239 246V247H238ZM252 247V250L250 249V248H248V247ZM56 247V249H54ZM72 247V249L70 250L69 248H71ZM128 249H127V248ZM148 247H150L149 249H148ZM200 247V248H199ZM244 247V248H243ZM68 250H67V249ZM103 248V249H102ZM127 250H126V249ZM134 249V250H132V249ZM191 248V249H190ZM203 248V249H202ZM205 248V249H204ZM58 249V250H57ZM61 249L62 250H64L63 251V254H62V252H59V251H61ZM66 249V250H65ZM97 249H98V253H97ZM138 249H140V250H138ZM141 249H148V250H141ZM202 249V250H201ZM245 249V250H244ZM247 249V250H246ZM249 249L251 250V251H249ZM253 249H254V251H253ZM126 250V252L128 253V255H127V253H125L124 251ZM132 250V251H131ZM184 250V251H185ZM204 250V251H203ZM255 250L257 251V252H255ZM53 251H54V253H55V256H53ZM71 251V252H70ZM88 251V252H87ZM100 251V252H99ZM134 251V252H133ZM145 251V252H144ZM146 251H147V253H146ZM185 251V252H186ZM189 251H191V252H189ZM201 251H203V252H201ZM71 253V255H69L70 257H75V258H70L69 256H68V253ZM81 252H82V255H81ZM86 252L90 255V253L89 252H91V258H92V256L93 257H95V255L94 254H96L97 256L95 257V258H92V260H91V258L88 256V254L87 255H84V254H86ZM122 252H123V254L125 255V257L123 258V257H121V255L120 254H122ZM188 252H189V254H188ZM208 253V254H206V253ZM245 252H247V255L246 254H244ZM52 253V256H50V254ZM131 253H133V255L134 256H136V258L133 256V255H131ZM193 253H195V254H193ZM201 253H205V254H201ZM210 253V254H209ZM217 253V254H216ZM119 255V257L120 258H116V260L113 258V257H116L117 255ZM198 254H200V255H198ZM84 255V256H83ZM204 257H203V256ZM216 255V257H214V256ZM249 255V256H248ZM257 255V256H256ZM56 256H58V258H55ZM87 256L89 257L88 258V261H87ZM123 256V255H122ZM133 258H132V257ZM49 257V259L47 260L46 258H48ZM131 257V258H130ZM198 257V258H197ZM228 257V258H227ZM242 257H243V259H242ZM248 257V258H247ZM256 257V258H255ZM69 258V259H68ZM123 258V259H122ZM129 258H130V260H129ZM155 258V259H154ZM205 259V260H203V259ZM207 258H209V260L207 259ZM254 258V259H253ZM261 258V259H260ZM135 259V260H134ZM201 259V260H200ZM55 260H57V262H55ZM60 260V261H59ZM67 260V261H66ZM75 260V261H74ZM77 260V261H76ZM84 260V261H83ZM118 260V261H117ZM156 260H157V262H158V260L160 261V262H156ZM211 260V261H210ZM55 262V263H53V262ZM79 261V262H78ZM198 261H201V262H198ZM213 261H215L214 263H213ZM78 262V263H77ZM46 263H44V264H46ZM71 264V263H70ZM131 264H133V263H131ZM163 264V263H162Z\"/></svg>", "mask_w": 264, "mask_h": 264}]
</instances>
